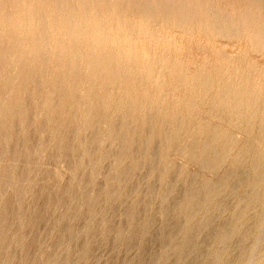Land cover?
Masks as SVG:
<instances>
[{"label": "rangeland", "instance_id": "rangeland-1", "mask_svg": "<svg viewBox=\"0 0 264 264\" xmlns=\"http://www.w3.org/2000/svg\"><path fill=\"white\" fill-rule=\"evenodd\" d=\"M3 1L4 0H0V3H1V5H0V46L2 45V47H1V49H0V56L1 57H3V58H0V66L3 64V67H0V68H2V70L0 69V107L2 106V102H3V108H2V110H5V108L4 107H6L7 109L8 108H10V107H8V106H11L12 107V105H14V106H17L18 108L19 107H21V105H19V104H21L20 102L22 101L23 103V108L24 109H28L27 110V114H28V112L30 113V115L28 116L27 115V122H29V121H31V122H36V124H32V123H29L28 125H27V122H26V124H25V127L26 126H28V127H26L27 129H29L27 132H26V134H24V135H22L21 137H20V135H21V128H20V134H18V135H13V137L12 138H10V140L9 141H7L8 143L6 144V146H5V149H6V152L7 153H12V152H14V151H18V152H22L23 151V145H24V141L22 140V139H24V137H26L27 136V138H29L30 140H29V142H30V151H32V152H30V154L35 158V165H34V167L32 168V170H31V172H30V174H29V176H30V181H29V186H28V188L29 189H26L25 190V192H26V194H24V196L22 197V199H21V202H20V206H21V210H20V213H23L25 216H26V218L28 217V219L29 218H31L32 217V214H33V211L35 210V206H37V207H41V206H43L44 205V203H45V192H44V189H42L43 188V185H45V187L48 185V184H50V185H52V180H51V176H52V174L54 173V171H58V167H56L57 165L55 164V166H54V159H55V157L59 154V151H58V145L56 144V143H58L59 142V140H60V145H61V148L62 149H64L63 147L65 146V148L67 149V144H68V150L70 151H68L67 150V155L66 156H68L67 158L65 157V162H64V165H65V167H66V171L64 172V177H63V180H64V182H65V185H68V187L69 188H74V189H78L79 188V182H80V180L81 179H87L89 182V188H88V195H90V196H93V195H95L98 191H102V189L104 190V189H107V187H108V181H107V172H109L110 171V168H112V166L113 165H115V163H114V161H113V156H112V151L114 150V151H116L118 148L116 147L117 145L115 144V145H113V142H111V140L109 139V136H108V134H106L108 131H109V129L111 128V127H117V128H124V126H125V128H131V129H133L134 130V132H136L137 134H140V136L138 135H136V133H134L133 132V135H132V140L131 141H129V143H131V145L133 146V145H136V144H139V145H136L137 146V148H136V146H134V147H132L131 146V149H132V152H134V157H136V159L132 156V154H131V156L130 157H128V159H124V161H123V163H122V165H124V166H129L130 165V163L131 162H134V160L136 161L137 160V162H139V163H136V162H134L135 163V169H134V174H133V176L131 177L132 179H129L128 181H126L125 182V185L126 186H124L123 188H122V193H124L125 191H127V189H128V191L127 192H125V194H123L124 195V197H123V200H122V202L121 203H119V206H120V208H123V209H120L119 207H118V205H117V209H116V211L112 214V216H111V222H112V224L113 225H115V226H113L115 229L116 228H119V229H122L123 228V230H121V232H122V235H123V238L122 239H116L115 238V236L114 235H110L108 238H102V237H100L102 240H103V242H102V240H99L100 238H98L97 239V242L95 243V244H93L92 245V252H91V256L87 259V261H84L83 259H79L77 256H78V248H79V246H80V243H81V241L84 239V238H74L73 239V237H72V239L70 238V241H71V243H70V245H72V251L73 252H71L70 254H71V256H69V264H151L152 262H154V263H152V264H157V261H158V258H160V255H158V254H160V246H159V242H157V234H158V232H159V228H160V226H161V224H162V222L161 221H163V219L162 218H164L163 217V215H162V213L160 212L161 211V208H162V205H164V204H166L167 202H168V200L167 199H169V202H170V204H171V201H174V202H172V206H173V204L174 203H177L178 201H180L182 198H183V196H184V192H185V185H183V184H185L186 183V181L188 180V178H190L191 176H196V177H198L199 178V180H200V183H202V181H204V180H211V181H214V180H216V176L214 175L213 176V173H211V172H208V171H203V172H200L201 171V169L196 165V163H193L192 162V164H190V161H188L186 158H184V157H182V156H180L179 154H177V151H176V147H177V145L179 144V143H182L181 141H178L179 143L177 144V141H175V143H173V149H175V151L173 150V151H171V152H169V153H167L168 155L167 156H165L164 154H165V152H164V148L166 147L165 145H164V138H162V136L160 135V131H156V130H158V128L161 130V128H163V131L165 132V130H166V132H169V125H170V128L172 127V122H173V120H172V118H171V116L170 115H168V116H170V117H168L167 115H165L167 112H168V110L174 105V104H176L177 103V100H176V98H175V96H168L166 93H163V94H161L160 95V97L157 99V98H155V96L152 94V93H148L147 95H145L144 94V92H143V90H142V88H141V86L139 85V84H137V83H135V82H132V81H129V80H125V79H121L118 75H116V74H113V83H112V86H111V82H110V80L112 79L111 78V76L110 75H107V76H105L104 78H103V80L101 81V80H95L94 78H93V76H94V73L92 72V70L91 69H87L86 67H85V65L82 63V62H80L79 61V59H77V60H75V61H79V63L80 64H77L78 62H75L73 59H72V57L64 50V48H62V47H60V40L58 39V37H57V35H56V33H57V31H58V25L55 23V22H52V23H55V24H51V27H49V25H48V23L46 22V19L44 18V19H42L43 17H44V15H43V13L41 14V12H39V10L36 8V7H34L35 5H37V4H40V3H47L46 2V0L44 1V0H35V3H33V1L34 0H6V1H4V4L7 2V5H10V7L7 9V10H5V8L4 7H2V5L4 6V4H3ZM15 2V4H17V5H15L14 4V2ZM18 1V2H17ZM72 1H74V0H72ZM239 1V3L240 4H238L237 2ZM238 1H235V0H217V2H219V3H222V4H224V5H227L228 3H229V5H231V6H234V8L235 7H239V6H243V4L245 3V2H247V1H243V0H238ZM240 1H242V3L240 2ZM52 2V1H51ZM226 2V3H225ZM249 2V4L248 3H246L245 5H252L253 3L251 2V0H249L248 1ZM10 3V4H9ZM19 3H20V5H19ZM66 3H68V4H76L75 2H66ZM232 3V4H231ZM252 3V4H251ZM13 4V5H12ZM238 4V5H237ZM237 5V6H236ZM4 8V9H3ZM256 11H258V9L256 8L255 9ZM33 13V14H32ZM41 15V16H40ZM35 16H38V17H35ZM42 17V18H41ZM5 18V19H4ZM21 18H23V19H21ZM28 18V19H27ZM2 19H3V21H6V22H4L3 23V21H2ZM21 19V20H20ZM39 19V20H38ZM45 22V23H43V25L40 23V21H42V20ZM22 20H24V21H22ZM54 21V20H53ZM38 24V25H37ZM25 26V27H24ZM57 26V27H56ZM40 27L41 28V32L43 31V33H41L40 31H39V29L38 28ZM43 27H45V28H43ZM34 29V30H33ZM27 31V32H26ZM15 32V33H14ZM32 33L34 34V35H32ZM43 34V35H42ZM23 35V36H22ZM39 35H41V36H43V39H42V37H40ZM6 36V37H5ZM38 38V40H36V37ZM10 37V38H9ZM21 37H23V38H21ZM31 37V38H30ZM33 37H35L34 39H33ZM42 39V41L40 40V39ZM44 38H46V42H45V39ZM33 39V40H32ZM8 40V41H7ZM34 40L35 41H39V43H34ZM41 41V42H40ZM49 41H52V42H49ZM3 42H4V44H3ZM25 42V43H24ZM46 44H45V43ZM7 43L8 44H10V46L9 45H7ZM40 43H42L43 45H44V47H41V46H43L42 44H40ZM14 44V45H13ZM32 44H35V45H32ZM36 44H37V46H36ZM7 45V46H6ZM14 46L13 47V49L11 50L10 48H12V46ZM40 45V46H39ZM45 45H46V47H45ZM50 45V46H49ZM57 45H59V46H57ZM3 46H5V48L3 47ZM20 46V47H19ZM25 46V47H24ZM32 46V47H31ZM36 48H35V47ZM48 46V47H47ZM6 47H9V49H7ZM17 47V48H16ZM41 47V48H40ZM50 47H51V49H50ZM224 47H225V49H227L229 52H231V50L235 47L234 45H228L227 43H225V45H224ZM4 48V49H3ZM25 48V49H24ZM27 48V49H26ZM38 48V49H37ZM47 48V49H46ZM54 48H56V49H54ZM58 48H60V49H58ZM3 49V51H1ZM18 49H21V50H18ZM33 49V50H32ZM44 49V50H43ZM46 49V50H45ZM50 49V50H49ZM5 50H11V51H13L12 53L10 52H8L7 51V53L6 54H4V52H6ZM26 50V51H25ZM29 50V51H28ZM30 50H31V52H30ZM49 50V51H48ZM57 50H59V51H57ZM19 51V52H18ZM22 51V52H21ZM37 53H36V52ZM45 51V53H42V52H44ZM56 51V52H55ZM2 52V53H1ZM15 52H17L16 54H18L19 55V58H17V56H16V54H15ZM21 52V53H20ZM29 52V53H28ZM34 52L36 53L35 55H33L34 54ZM59 52H60V55H59ZM63 52H65V53H63ZM9 53V54H8ZM20 53V54H19ZM22 53H24V54H22ZM40 53H41V56L40 57H42L43 59H44V57H45V59L48 57V55H49V57L51 58V59H39L38 58V55H40ZM48 53V54H47ZM49 53H52V54H49ZM55 53V54H54ZM2 54V55H1ZM22 54V55H21ZM44 54V55H43ZM5 55H8V56H5ZM20 55H21V57L24 55V59H22V61L24 62H22L21 61V58H20ZM26 55H28L27 57H26ZM51 55H52V57H51ZM65 55V56H64ZM69 55V56H68ZM30 56L32 57V58H30ZM44 56V57H43ZM47 56V57H46ZM12 57V58H11ZM16 57V58H15ZM68 57V58H67ZM252 57H253V59H255V60H257V66L258 65H264V59H260L255 53H252ZM5 58H7V59H5ZM33 58H36V59H33ZM70 58L72 59V60H70ZM189 58H190V60L192 61V63L193 64H196V65H202V64H205V61H206V57L204 56V54H203V52H202V50H201V48L199 47V46H197V45H193V47H192V49H191V53L189 54ZM13 59V60H12ZM16 59H17V61H18V63L20 62V64H18V65H20V66H22V67H26L25 69L26 70H24V68H23V70L25 71V72H23V70H21L20 72L18 71L21 67L20 66H17V61H16ZM20 59V60H19ZM27 59H28V61H30V63H28V61H27ZM29 59H32V60H29ZM61 59V60H60ZM65 59H69V62H68V60L65 62L64 60ZM11 60V61H10ZM38 60H40L39 61V63L41 64L42 62H44L43 64L44 65H47V67L46 66H43V64H39L38 63ZM42 60V61H41ZM51 60V61H50ZM55 60H57V62L55 63ZM2 61V62H1ZM4 61V62H3ZM32 61V62H31ZM14 62H16V63H14ZM26 62V63H25ZM36 62V63H35ZM48 62H50V63H48ZM51 62H53V63H51ZM61 62V63H60ZM5 63V64H4ZM54 63H55V65H54ZM64 63H67L66 64V66L69 64V66L68 67H71V68H69L68 69V67H64ZM72 63H74V65L72 66ZM13 64H15L16 65V67H18L16 70H15V65H13ZM22 64H30V66L32 67V68H29L30 66H26V65H22ZM33 64V65H32ZM35 64H36V66L37 65H39V66H35ZM58 64H59V66H58ZM75 64H77L76 66H75ZM48 65H50V67H48ZM35 67V68H34ZM58 67H60V68H58ZM65 68V70H64V68ZM74 69H73V68ZM77 67V68H76ZM83 67V68H82ZM37 68H39L40 70H42V71H40L39 70V72H38V69ZM42 68V69H41ZM44 68H49L51 71H49V69L48 70H45ZM55 68H57V70H55ZM8 69V70H7ZM22 69V68H21ZM30 69V71H29V73H30V75H28L27 73V71ZM34 69H35V71H34ZM62 69V70H61ZM68 69V71H66ZM70 69L72 70L71 72H70ZM78 69H81V70H79L78 71ZM15 70V71H14ZM45 70V71H44ZM53 70H55L54 72L55 73H58L57 75H58V77H60V78H58V80H59V83H58V81L57 82H55L54 80H57L55 77H57V75L56 76H54V78H52V75H54L55 73H53L52 71ZM64 70V71H63ZM73 70H74V72H73ZM89 70H91V73L89 72ZM193 71H195L196 69L194 68V69H192ZM202 70H206V71H212V69H208L207 67H205V69H202ZM44 71V72H43ZM52 74H49V72ZM60 71H62L61 73H63V75L65 74V71H66V73L67 74H69L68 76H70L71 75V77H69V78H66L65 76H67V74H65L64 76L63 75H61V73H60ZM31 72H32V75H31ZM35 72V73H34ZM48 72V73H47ZM69 72V73H68ZM75 72H77V73H75ZM19 73V74H18ZM20 73H21V75H22V73H25V75L27 74L29 77L30 76H32V77H30V78H32V79H30L29 77H23V76H21L22 78H19V76H20ZM37 73V75H33V74H36ZM40 73H44V74H41L40 75ZM80 73V74H79ZM9 74V75H8ZM12 74V75H11ZM18 74V75H17ZM47 74H49L50 76H51V78H49L50 76L49 75H47ZM74 74L78 77V78H76L75 76H74ZM24 75V76H25ZM43 75V76H42ZM3 76V77H2ZM7 76V77H6ZM46 76V77H45ZM72 76H74L75 77V79L74 80H72V79H70V78H74V77H72ZM80 76V77H79ZM19 79H18V78ZM34 77V78H33ZM42 77V78H41ZM50 79V81L51 80H53V81H51L52 82V86H53V88L51 87V82H49V80H48V83H47V81H46V85H45V82H44V80L42 81L41 79H45V80H47L48 78ZM63 77V78H62ZM64 77L66 78V79H64ZM88 77V78H87ZM89 77H90V80L91 79H93V85L95 86V88L94 89H92L94 86L92 85V86H88V85H90L89 83H88V81L87 80H89ZM17 78V79H16ZM38 78H40V79H38ZM86 78V79H85ZM110 79V80H106V79ZM15 79V80H14ZM22 79H24L23 81H22ZM25 79H27L26 81H25ZM31 80V82H32V84H34V82H33V80H37L38 81V83H37V81L35 82V84L33 85L35 88H33V86L32 85H29L28 86V84L30 83L31 84V82H30V80ZM63 79V80H62ZM13 80V81H12ZM20 80V81H19ZM89 80V81H90ZM106 80V81H105ZM17 81H19L20 82V85H19V82H17ZM22 81V82H21ZM41 81H42V83H41ZM63 81V83H65L66 81V83L68 84V86H70L71 87V83H74L73 85H76V87H75V89H73V91H71L70 90V87H68L67 89L69 90L68 92L70 93H76V96H75V94H73L72 96H71V101L73 100H75V102H73V103H75V106H73L74 104H72L71 102L69 103L71 106H72V108H73V110H70L71 109V106H70V108H68V109H66L67 108V106L69 105V104H67V106L66 107H63V106H61V107H63V109L65 108V110L66 111H64L63 109H61L60 107H57V106H59V105H56L57 104V102L55 103V99H53L55 96L57 97L56 99L57 100H59L58 99V93L60 92V90H61V92H63V91H65L66 93H68L67 92V90H64V89H66V88H64L65 86H67V84L66 85H64L63 83H61V82ZM73 81H80L79 82V85H80V87H77V86H79L76 82H73ZM101 81V82H100ZM104 81V85L103 84H101L102 82ZM2 82V83H1ZM4 82V83H3ZM17 82V83H16ZM29 82V83H28ZM44 82V83H43ZM123 82V83H122ZM7 83H10L9 85H7ZM12 83V84H11ZM14 83H16L17 85H15ZM55 83H58V84H56V85H54ZM76 83V84H75ZM108 85H107V84ZM1 84H3V86L1 85ZM27 84V85H26ZM36 84H38L39 86H42L43 84L45 85L44 87H37V85ZM40 84H42V85H40ZM9 86V87H7V86ZM12 85V86H11ZM36 85V86H35ZM62 85V86H61ZM64 85V86H63ZM101 85H103L102 87H101ZM2 86V87H1ZM20 86H23V87H19ZM31 86V87H30ZM46 86H49V88L48 87H46ZM106 86V87H105ZM110 86V87H109ZM3 87H5L4 88V92L2 91V89H3ZM51 87V88H50ZM97 87V88H96ZM2 88V89H1ZM6 88H8L6 91H5V89ZM25 91H27V93H31L32 95H38L39 94V98L40 99H38L36 96L35 97H28V96H26L25 97V94L26 95H28L27 93H25V92H23V90ZM40 88V89H39ZM86 88V89H85ZM89 88H91L92 90H96L95 92L93 91L92 93H94V95L93 96H90L89 95V91H92L91 89L88 91V89ZM103 88H107L106 90H104ZM12 89H13V92H10V91H12ZM15 89V90H14ZM21 89V90H20ZM39 89V90H38ZM51 89H52V91L54 92V90L56 89L57 91H55V93H53L52 94V91H51ZM63 89V90H62ZM71 89H72V87H71ZM78 90V91H76L75 92V90ZM98 90V91H97ZM109 90V91H108ZM88 91V93L86 94V92ZM10 92V93H9ZM19 92V93H18ZM56 92H57V95H54V94H56ZM61 92H60V96H61ZM65 92H63V95H62V97H63V99H68V97H70V95L71 94H69V96L68 95H66L65 94ZM77 92H78V94H77ZM105 92V93H104ZM108 94H107V93ZM9 93V94H8ZM42 93V94H41ZM91 93V92H90ZM98 93H99V95H98ZM2 94H4V95H2ZM5 94H6V96L8 97H6L5 96ZM8 94V95H7ZM16 94V95H15ZM22 94V96H20ZM46 94V95H45ZM85 94V95H84ZM102 94H104V95H102ZM23 95H24V97H23ZM45 95V96H44ZM47 95H48V97H47ZM54 95V96H53ZM88 95V99L86 98V96ZM92 95V94H91ZM101 95V97L99 98V97H96V99L95 98H93V97H95V96H100ZM126 96V95H128V97L129 96H132V97H134L133 99H132V97H123V96ZM164 95V96H163ZM10 96H12V97H10ZM19 96V97H18ZM29 96H31V95H29ZM44 96V97H43ZM64 96H68V97H64ZM75 96V97H74ZM139 96V97H138ZM2 97H3V99H5L6 100V98H7V100L4 102V100L2 99ZM77 97H78V99H77ZM84 97V98H83ZM103 97H105V98H103ZM123 97V98H122ZM147 97V98H146ZM21 98V100H19ZM24 98H30V99H26L30 104H31V102L34 100V98H35V100L34 101H36L35 103H33V104H28V102L27 101H25V99ZM60 98V97H59ZM74 98V99H73ZM76 98V99H75ZM92 98H93V100H94V103L92 102ZM98 98V99H97ZM103 98V99H102ZM126 98H128V99H126ZM8 99H10V100H8ZM13 99V100H12ZM16 99H18V100H16ZM23 99V100H22ZM33 99V100H32ZM46 99H47V101H46ZM49 99L50 100H55L54 102H51V107L53 106V108L54 109H52L51 107V109H47L46 107H45V104H46V102H48L49 101ZM63 99H60L59 101L61 102V101H64ZM109 99V100H108ZM120 99V100H119ZM124 99V100H123ZM147 99V100H146ZM69 100V99H68ZM77 100V101H76ZM83 100V101H82ZM91 100V101H90ZM102 100V104L100 103V106L98 107V105H99V103L98 104H96V102H100ZM103 100L105 101V102H107V103H105V102H103ZM107 100V101H106ZM123 100V101H122ZM129 100H130V103H129ZM138 101V102H134V101ZM10 103V104H12V105H10L8 102ZM17 101V102H16ZM20 101V102H19ZM37 101L38 102H42V101H44V103H41L40 102V104H38L37 103ZM86 101V102H85ZM131 101H132V105H130L131 104ZM25 102H27L26 104H25ZM58 102L60 105L61 104H63V102ZM66 102H69V101H64V103H66ZM79 102V103H78ZM128 104H127V103ZM146 102V103H145ZM159 102V103H158ZM17 103V104H16ZM86 103H87V105L88 106H86ZM90 105H89V104ZM91 103H92V105H91ZM123 103H125L126 105H124L123 106ZM137 103V104H136ZM16 104V105H15ZM36 104H38V106L40 107V105L41 104H44V106H42L41 105V107H40V109L39 108H37V109H34V111H29V110H31V108L33 107V108H35V106H37ZM93 104H95V105H97V107L98 108H100L101 106H104L103 107V109H101V111H100V109L98 110V108L97 107H95V105L93 106ZM107 104V105H106ZM110 104L113 106L112 108L110 107ZM140 104H142V105H140ZM144 104H147V105H144ZM160 104H161V106H160ZM56 105V106H55ZM85 105V107L87 108V109H84L85 107H83ZM109 105V106H108ZM121 105V107H119V106ZM127 105H128V107H127ZM129 105H130V108H129ZM135 105L137 106H139V108H138V106L137 107H135ZM153 105H155V106H157V107H160V110H161V107L163 108V111L162 112H160V110L158 109H156V107H153ZM208 105L212 108V112H211V108L210 107H208ZM207 105V107L205 108V111H207V109L208 108H210L209 110V112H211L210 114H208V112H207V115H210L211 117H209V116H207L206 114L203 116H201V121H202V123L203 124H207V123H214V124H220L219 126L221 127V128H223L225 125H228L227 126V128H232V127H234L235 129H227L229 132H232L233 133V135H235L236 137H235V140H236V142H237V144H238V146L239 147H241V146H245V148H246V146H247V149H245L244 148V150H246V151H243V158H244V160L242 159V161L243 162H241L240 164L241 165H239V166H241V167H239L238 166V168H237V172H238V174L239 175H241L242 177L243 176H246V180L244 179L245 177H243V181L239 184V185H237L236 184V173L235 174H233V173H231V175L227 178V180H226V186L224 187V191L222 190L220 193H222V194H224V198H223V195L222 194H220V195H222L220 198H218V196L219 195H217L216 196V199H215V197L213 198V199H215L214 201L212 200L211 202H208V203H206V205H204L203 206V209H201L200 211H199V213H198V215H196V218H195V220H199V219H201V217L203 216L204 217V210L206 209V207H208V206H211V207H213L212 205L214 204V203H212V202H223V201H225V202H223L224 203V207L221 209V210H224L223 212H221V210L219 211V213L216 215L217 217H216V221H220V222H224V221H229V222H231V221H233V219H234V217H235V215H236V211L234 212V210H236V206L235 205H233V204H238V202H239V199H237V198H239L241 195H243V192H244V190L246 189V186H242V185H244V183H245V185H247V183H249V182H251L252 180L251 179H253V177L255 176V174L257 173V171H260V169H263L264 168V149H262V148H264V147H260L261 145H264L263 143H264V123H262L261 121H263L264 120V115H262V113H264L263 111H262V109L264 108V104H262V105H258V107H257V109H255L254 111H258V112H255L256 114H254V111L252 112V114H254L255 115V117H254V115H252V117H254V118H248L247 119V116H251V113L249 114L248 113V115H245V117L244 116H238L237 115V113H236V115H234V116H237V117H239L238 119L242 122V124H243V126H247V124L249 123V121H250V127L249 126H247V127H244V128H247L248 130H247V133H249V131H251V130H253L250 134H247L246 132H245V136L243 135V138H241V139H237V131L236 132H234L238 127H241V126H239L240 124H241V122L240 121H238V119H236L237 117H234L232 114H234V113H232L231 112V110H229L228 111V109H230V107L227 105V104H222L223 106H222V108L224 107V106H227V107H229V108H227V109H224V108H226V107H224L223 109H222V111L220 110L221 109V105L219 106L220 107V109L216 106V105H212V103H209ZM91 106V108L90 109H92V108H94L93 110H98V111H100L101 112V114H99V113H96V112H94V111H92V110H89V107ZM117 106V107H116ZM134 106V107H133ZM152 107V109H150V107ZM167 106H169V107H167ZM216 106V107H215ZM45 108V109H43V108ZM81 107H83V112H84V115H82V117H83V119L82 118H79V117H81L80 115L82 114L81 112H79V111H81L82 109H80ZM107 107H110V110L111 109H113V110H109V108H107ZM127 107V108H126ZM131 107L133 108V109H135V111H136V113H135V111H133V109H131ZM143 107H144V110H146L147 108L150 110H146L147 112H149V113H147V112H145V114H144V112H143V110H141V109H143ZM147 107V108H146ZM213 107H214V109L215 108H217V109H219L218 111L220 112V114H221V112H222V114H223V110H227L226 112L227 113H229V114H225L227 117H228V115H232V117H226V116H224V115H218V116H223L222 118H224V119H222V118H217V116H215V114H218V113H216V111H217V109H215L214 111H213ZM33 108H32V110H33ZM78 108V109H77ZM95 108H97V109H95ZM104 108H105V110H106V112H104L105 110H104ZM114 108H115V110H114ZM117 108H119V110H117ZM124 108H126V109H124ZM129 108V109H128ZM138 108V109H137ZM262 108V109H261ZM60 109V110H59ZM78 110V111H76V113L74 114V112H75V110ZM130 109L132 110L131 112H129L130 111ZM39 110V111H38ZM54 110H57V111H59V113L56 111H54ZM63 110V111H62ZM68 110H69V112L71 111V112H73V113H69L68 112ZM86 112H85V111ZM104 110V111H103ZM127 110V111H126ZM141 110V112L142 113H139V111ZM157 110V111H156ZM164 110H165V112L166 113H164ZM36 111V112H35ZM48 111V112H47ZM91 111V112H90ZM115 111V112H114ZM119 111L122 113V111H125V112H128L127 113V115L125 116V114L126 113H122V116L120 115L121 113H119ZM152 111H155L156 113H155V117L153 116V112ZM217 111V112H218ZM224 111V112H225ZM34 114H36V115H38V113H40V112H43V115H40V117L41 116H43V117H41V119H39L40 121H38L37 119H35L37 116H33V113ZM38 112V113H37ZM60 112H62V114H60ZM89 112V113H88ZM104 113V116L102 115L103 113ZM108 112H110V113H108ZM138 112V113H137ZM162 113V114H160V113ZM50 113H51V115H50ZM56 113H58L59 114V116H57V114ZM67 113V114H66ZM91 113V114H90ZM92 113H94V114H92ZM96 113V114H95ZM114 113H115V115H114ZM164 113V114H163ZM206 113V112H205ZM230 113H232V114H230ZM48 114V115H47ZM65 114V116H62L61 117V115H64ZM68 114H70V115H68ZM90 114V115H89ZM130 114V115H129ZM135 114H137L136 116H135ZM139 114H141V115H139ZM147 114H150L151 116H153L154 118H152L153 119V121H152V119H149L150 118V115H147ZM160 114V115H159ZM212 114V115H211ZM75 115V117L74 118H72V116H74ZM95 115V116H94ZM97 115V116H96ZM111 116V117H108V116ZM146 115H147V117H146ZM49 116H50V118H49ZM54 116H56V117H54ZM70 118H69V117ZM79 116V117H78ZM85 116H86V118H85ZM87 116H89V117H87ZM99 118V121L98 122H104L105 124H99V123H97V125L95 126V124H94V128H96V131L94 132V131H92L91 130V128H89L90 126H87L88 124H87V121H88V119H91V118ZM103 116V117H102ZM107 116V118H105ZM114 116V117H113ZM116 116H120V117H116ZM127 116H129V117H127ZM132 116V117H131ZM140 116H142V118L141 119H139V117ZM161 117L160 118V120L159 119H157V117ZM168 117V118H165V117ZM207 116V118H205ZM12 118V120H14V121H12V123H13V125L15 126V127H20V125L18 126V124H15V121H16V123L17 122H19L20 123V120H19V118H18V116L16 115L15 117L14 116H11ZM67 117V118H66ZM100 117H102L103 118V120H101L102 118H100ZM125 117V118H124ZM214 117V118H213ZM234 117V118H233ZM64 118H66V121H64L65 119ZM110 118H112V119H110ZM116 118H118V123L119 124H117V123H115L116 121H113L114 119H116ZM128 118H130V119H128ZM133 118V119H132ZM138 118V119H137ZM147 118V119H146ZM202 118H203V120H202ZM208 118H211V121H212V118H213V120H216L217 122H208L207 120H206V122L204 121L205 119H208ZM16 119V120H15ZM29 119V120H28ZM31 119V120H30ZM32 119H34L33 121H32ZM43 119V120H42ZM60 119V120H59ZM62 119V120H61ZM64 119V120H63ZM68 119V120H67ZM80 119V120H79ZM84 119H86V120H84ZM105 119H106V122H105ZM108 119V120H107ZM131 119H132V121H131ZM145 119V120H144ZM166 119V120H165ZM169 119H171L170 120V122L169 123H167L168 122V120ZM219 119H221V120H219V121H221V122H219L218 120ZM229 119H231V122H227L226 123V121H228ZM234 119V120H233ZM37 120V121H36ZM52 120H54V121H52ZM83 120V121H82ZM129 120V121H128ZM135 120V121H134ZM140 120V121H139ZM146 120H148V121H146ZM155 120V121H154ZM162 120V121H161ZM164 120V121H163ZM223 120V121H222ZM226 120V121H225ZM57 121H59V122H63L64 121V123L62 124H60L59 122H57ZM69 121V122H68ZM114 123H113V122ZM210 121V120H209ZM224 121H225V123H224ZM237 121H238V124H237ZM243 121H244V123H243ZM253 121V122H252ZM85 122V123H84ZM129 122V123H128ZM149 122H151V124H153V125H149L148 123ZM157 122V124H155V123ZM161 122V123H160ZM166 122V123H165ZM235 122H236V124H235ZM261 122V123H260ZM46 123V124H45ZM57 123V124H56ZM108 123V124H107ZM124 123H126L125 125H123ZM231 123V124H230ZM252 123H254L253 125L254 126H252ZM38 124V125H37ZM42 124V125H41ZM59 124H60V126H59ZM66 124V125H65ZM86 124V125H85ZM138 124H140L139 126H138ZM146 124V125H145ZM147 124H148V126H147ZM160 124H161V126H160ZM169 124V125H168ZM202 124V125H203ZM223 124H225V125H223ZM248 124V125H249ZM36 125H37V127H36ZM58 125V126H57ZM73 125V126H72ZM108 125V126H107ZM114 125H117V126H114ZM119 125H122V126H119ZM133 125H134V127H133ZM141 125H142V127H141ZM165 125V126H164ZM222 125H223V127H222ZM32 126H34V128L32 127ZM42 127V129H41V127ZM49 126V127H48ZM52 126V127H51ZM64 126H67L66 128H67V130H65L66 128H64V132L63 131H61L62 129H63V127ZM70 126V127H69ZM79 126H81V127H79ZM100 126H101V128H100ZM150 126V128L152 129H150V131L148 130V132H151L150 134H148V132L146 133V129H148V127ZM168 126V127H167ZM230 126V127H229ZM252 126V127H251ZM262 126V128H263V130H260V128L258 129V127H261ZM47 127V128H46ZM56 127L58 128L59 127V132L57 133V129H56ZM77 127V128H76ZM140 127H141V129H140ZM145 127V128H144ZM157 127V128H156ZM226 127V126H225ZM44 128V129H43ZM137 128H139V129H136ZM166 128H168V129H166ZM36 129V130H35ZM39 131H38V130ZM47 129H49V130H47ZM52 129V130H51ZM54 129H56V130H54ZM71 129H72V131H71ZM75 129H77V130H75ZM79 129V130H78ZM86 129V130H85ZM99 129V130H98ZM224 130H226V128H223ZM31 130V131H30ZM98 130V131H97ZM105 130H107L106 132H105ZM128 130V129H127ZM136 130V131H135ZM142 130V131H141ZM144 130V131H143ZM230 130H234V131H230ZM41 131H43V132H41ZM54 131V133H52ZM68 131L69 132H71V134L70 133H68ZM79 131V132H78ZM86 131V132H85ZM92 132V133H88V132ZM260 131V133H261V135H258L259 132ZM31 132V133H30ZM47 132V133H46ZM94 132V133H93ZM139 132V133H138ZM141 132H142V134H141ZM156 132H157V134H156ZM28 133H30V134H28ZM39 133V134H38ZM62 133V134H61ZM67 133V135H64V134H66ZM77 133H79V142H77ZM97 133V134H96ZM103 133H105V134H103ZM145 133V134H144ZM152 133H154L153 134V136H152ZM159 133V134H158ZM41 134V135H40ZM56 134H58V135H56ZM73 134V135H72ZM76 136H75V135ZM91 134V135H90ZM149 135V136H151L152 137V140H154V141H152L151 142V147H148L147 148V144L149 145V143H148V140L147 139H145L146 137V135ZM53 135V136H52ZM55 135V136H54ZM72 135V136H71ZM95 135V136H94ZM99 135V136H98ZM101 135H102V137H104L103 138V140H102V138H101ZM104 135V136H103ZM246 135H248V137L246 136ZM19 136V137H18ZM39 136H42V138L41 137H39ZM51 136V137H50ZM63 136H64V138H63ZM68 136V137H67ZM86 136V137H85ZM89 136V137H88ZM98 136V137H97ZM107 136V137H106ZM134 136H136V137H134ZM259 136V137H258ZM54 137V138H53ZM58 137V138H57ZM71 137H75V139H71ZM97 137V138H96ZM244 137H246V138H244ZM251 137V138H250ZM263 137V138H262ZM17 138V139H16ZM20 138V139H19ZM22 138V139H21ZM42 139L41 140V142L40 141H38V140H40V139ZM56 138V139H55ZM84 138V139H83ZM91 138H93L92 140H94V144L95 145H97L96 143H98V145L100 146V150L97 148V150H98V152L95 150V149H91V155H95L96 153H100V152H104V153H106V155H108L107 157H105V158H103V159H101V161L99 160V162H98V166H99V168H98V170H97V172H95V173H93V175H92V173L89 171V166H88V162H87V159L85 158L84 160H83V163H84V167H80L79 168V166H80V161H81V159L84 157V156H82V153H83V155H84V153H85V150L84 149H87L89 146H91L89 143H90V141H91ZM95 138V139H94ZM153 138H155V139H153ZM253 138V139H252ZM257 138V140H262L263 141V143L262 142H258L257 140H255ZM259 138V139H258ZM262 138V139H261ZM36 139V140H35ZM38 139V140H37ZM55 139V140H54ZM63 139V140H62ZM99 139V140H98ZM139 139H142L143 141H145L144 143H141V141L139 140ZM163 140L162 142H161V140ZM184 139H186V138H184ZM183 139V140H184ZM248 139H250V141H251V143L253 144V142L256 144H254L253 145V147H251L250 148V145L252 146V144L250 143V141L248 140ZM252 139V140H251ZM21 140H22V143H21ZM86 140L87 141H89V143L88 142H86ZM97 140V141H96ZM136 140V141H135ZM139 140V141H138ZM156 140V141H155ZM240 140V141H239ZM246 141V142H244V141ZM259 140V141H260ZM11 141V142H10ZM31 141H33V142H31ZM57 141V142H56ZM65 143H63V142ZM68 141V142H67ZM75 141V142H74ZM85 141V142H84ZM102 141H104V142H102ZM134 141V142H133ZM160 141V142H159ZM15 142H16V144H15ZM17 142H19V143H17ZM38 142V143H37ZM43 142H44V144H43ZM140 142V143H139ZM156 143L155 144V146L157 145H159L158 144V142L159 143H161V144H163V145H160V146H158V147H161V152L163 153V155L161 154V152H149L150 150H149V148L151 149V151H152V149L153 148H155V149H157L158 147L156 146V147H154V143ZM240 142V143H239ZM249 142V143H248ZM258 142V143H257ZM11 143V144H10ZM37 143V144H36ZM87 143V144H86ZM132 143H135V144H132ZM248 143V144H247ZM260 143V144H259ZM40 144H42V145H40ZM56 144V145H55ZM71 144V145H70ZM79 144V145H78ZM81 144H83V145H85L86 147H83V148H81ZM89 144V145H88ZM146 146L145 148H144V146ZM240 144V145H239ZM97 145V146H98ZM260 145V146H259ZM81 148H79V147ZM110 146V147H109ZM153 146V147H152ZM165 146V147H164ZM257 148H256V147ZM42 147V148H41ZM52 147V148H51ZM55 148V150H54V148ZM107 147V148H106ZM163 147V148H162ZM175 147V148H174ZM249 147V148H248ZM259 147H260V149H259ZM57 148V149H56ZM77 148H79V149H77ZM135 148V151H133V149ZM9 149V150H8ZM11 149L13 150V151H11ZM14 149H17V150H14ZM50 149V150H49ZM108 149H111V150H108ZM116 149V150H115ZM146 149V150H145ZM159 149L160 148H158L157 150H155V151H159ZM163 149V150H162ZM248 149H250L249 151H248ZM255 149V150H254ZM257 149V150H256ZM74 150V151H73ZM76 150H78V151H76ZM84 150V151H83ZM136 150L138 151L137 153H136ZM154 150V149H153ZM253 150V151H252ZM260 150L261 151H263V153L261 154V155H263L262 157H261V155H260ZM53 151V152H52ZM81 151H82V153H81ZM139 151H143V153L142 152H139ZM247 151H248V153L249 154H247ZM254 151H258V152H256L257 153V155H255L254 153ZM36 152V153H35ZM58 152V153H57ZM78 152V153H77ZM35 153V154H34ZM44 153L46 154V155H44ZM56 153V154H55ZM61 153H63V152H61ZM60 153V154H61ZM76 153V154H75ZM135 153L138 155L139 154V156H135ZM140 153H142V154H140ZM149 153H151V154H149ZM152 153H155V156H156V158H155V156L153 157L152 156ZM54 154V155H53ZM66 154V153H65ZM81 154V155H80ZM113 154H114V152H113ZM254 154V155H253ZM50 155H51V157H50ZM151 155V156H150ZM160 155H162V156H164V157H166V158H161V157H159ZM245 155H246V157H245ZM247 155H248V158H247ZM54 156V157H53ZM82 156V157H81ZM142 156V157H141ZM158 156V157H157ZM109 157V158H108ZM131 157H133L134 159H132ZM254 157H260L261 159H258L259 161H260V164H261V167L259 166L258 167V169L256 170H253V168L251 167L252 165V162L254 161V160H256L257 161V158H254ZM37 158H39V160L37 159ZM53 158V159H52ZM75 158H77V159H75ZM138 158L140 159V161H138ZM141 158H143V160L141 159ZM245 158H246V161H245ZM253 158H254V160H253ZM145 159V160H144ZM148 159V160H147ZM158 159H160V160H158ZM249 161H248V160ZM109 160V161H108ZM111 160V161H110ZM125 160H127V163L125 162ZM131 160V161H130ZM146 160H147V162H146ZM230 160V159H229ZM38 161H40V162H38ZM50 161V162H49ZM73 161V162H72ZM77 161H78V163H77ZM85 161V162H84ZM165 161H168L167 162V164L164 166V163H165ZM251 161V162H250ZM227 162V161H226ZM225 162V163H226ZM5 163H6V161H5ZM40 163V164H39ZM43 163V164H42ZM74 163V164H73ZM77 163V164H76ZM87 163V164H86ZM112 163V164H111ZM145 163V164H144ZM146 163H150L149 165L148 164H146ZM151 163H152V166H151ZM161 163H162V165H161ZM244 163V164H243ZM263 163V164H262ZM48 164V165H47ZM53 164V165H52ZM140 164H142V165H140ZM194 164V165H193ZM230 164V165H229ZM45 165H47V167H44ZM76 165H78V167L76 166ZM107 165V166H106ZM195 165H196V167H195ZM249 165H250V167H249ZM5 166H6V164H5ZM49 166H51L50 168H49ZM148 166V167H147ZM155 166V167H154ZM177 166H179V167H177ZM229 166H231V170H232V168H233V165H232V163H231V161H228L226 164H224V167L225 168H227V167H229ZM263 166V167H262ZM54 167V168H53ZM101 167H103V168H101ZM142 167V168H141ZM151 167V168H150ZM154 167V168H153ZM45 168H47V170H45ZM48 168H49V170H48ZM54 170H53V169ZM56 168V169H55ZM141 168V169H140ZM148 168H150V169H152V170H150V169H148ZM198 168V169H197ZM230 168V167H229ZM228 168V169H229ZM251 168V169H250ZM40 169V170H39ZM80 169V170H79ZM148 169V170H147ZM165 169H168V185H171L172 187H174V191L172 192V193H170L171 195H168L169 197L165 200V199H163V201H165V202H163L162 201V199H161V197H160V189H161V184H160V180H161V174L160 173H162V172H164L165 171ZM199 169H200V171H199ZM242 169H243V171H242ZM249 169V170H248ZM18 170H19V167H18ZM43 170H44V172H43ZM50 170H51V172H50ZM79 170V171H78ZM138 170V171H137ZM142 170V171H141ZM163 170V171H162ZM175 170V171H174ZM181 170H182V172H181ZM231 170H229L230 172H231ZM34 171V172H33ZM151 171V172H150ZM250 171H253L252 173H250ZM50 172V173H49ZM53 172V173H52ZM75 172V173H74ZM78 172V173H77ZM104 172V173H103ZM136 172H138V173H136ZM196 172H199L200 173V175H198ZM242 172V173H241ZM36 173V174H35ZM44 173V174H43ZM73 173L75 174V175H73ZM90 173V174H89ZM101 173H103V174H101ZM177 173V174H176ZM183 173V174H182ZM196 173V174H195ZM207 173L208 174H210V175H207ZM241 173V174H240ZM255 173V174H254ZM70 174V175H69ZM87 176H86V175ZM101 174V175H100ZM142 174V175H141ZM212 174V175H211ZM245 174V175H244ZM249 174H252V175H249ZM89 175H92V176H89ZM94 175H95V179H94ZM181 175V176H180ZM233 175V176H232ZM47 176V177H46ZM69 176V177H68ZM252 176V177H251ZM36 177V178H35ZM49 177V178H48ZM78 177V178H77ZM87 177V178H86ZM103 177V178H102ZM150 177V178H149ZM215 177V178H214ZM231 177H233V178H231ZM33 179H34V181H33ZM248 179V180H247ZM98 180V181H97ZM143 180V181H142ZM235 180V181H234ZM32 181V182H31ZM39 181V182H38ZM47 181V182H46ZM74 181V182H73ZM131 181V182H130ZM245 181V182H244ZM175 184H174V183ZM32 183V184H31ZM78 183V184H77ZM111 183V182H110ZM114 185H116L115 183H116V181H114V182H112ZM134 183V184H133ZM229 183V184H228ZM129 184H131V185H129ZM33 185V186H32ZM91 185V186H90ZM106 187H105V186ZM129 185V186H128ZM175 185V186H174ZM183 185V186H182ZM263 185V188L261 187ZM261 186H260V188H259V190H258V199L260 200V198L262 197V192L261 191H263V189H264V183L262 184ZM133 186V188L134 189H132L131 187ZM151 187V188H153L154 189V192H153V194L152 195H149L148 194V190L149 189H147V188H149V187ZM38 187V188H37ZM77 187V188H76ZM93 188V189H91V188ZM99 187V188H98ZM126 187V188H125ZM38 189V191H37V189ZM131 189V190H130ZM228 189V190H227ZM230 189H233V191L232 190H230ZM235 189H238V190H235ZM260 189H262V190H260ZM29 190V191H28ZM43 190V191H42ZM136 191L135 193H134V191ZM8 191V192H7ZM37 191V192H36ZM129 191H130V193H129ZM133 191V192H132ZM177 191H181V192H178V195H177ZM226 191V192H225ZM230 191H232V192H230ZM235 191V192H234ZM139 192V193H138ZM159 192V193H158ZM31 193H32V195H31ZM35 193H38V194H35ZM126 193L129 195H131V193H132V197L131 196H128V195H126ZM135 195H134V194ZM175 193V194H174ZM228 193V194H227ZM11 194V191H10V189H8V190H6L5 192H4V195L5 196H7V195H10ZM93 194V195H92ZM174 194V195H173ZM180 194H181V198H180ZM226 194V195H225ZM235 194V195H234ZM40 196H42V197H40ZM179 196V197H178ZM237 196V197H236ZM30 197H32V198H30ZM129 198V200H128V198ZM135 198V199H134ZM156 198V199H155ZM175 198H176V200H177V202H175ZM44 199V200H43ZM125 199V200H124ZM131 199V200H130ZM170 199H172L171 201H170ZM235 199H237V201L235 200ZM127 200V201H126ZM133 200V201H132ZM160 200V201H159ZM34 201V202H33ZM124 201V202H123ZM146 201V202H145ZM235 201H236V203H235ZM127 204H126V203ZM130 202V203H129ZM135 202V205H136V213H137V215H136V217H135V222L137 221V223H138V225H140L141 223H144V222H146L147 220H151L152 222H153V226L148 230V232L144 235V236H138L134 241H132V242H130V243H128V242H126V240H127V236H128V234H129V229L132 227L133 228V226H130L129 225V222L127 221V217H126V209H128L127 207H129L130 206V204H133ZM145 202V203H144ZM156 202V203H155ZM164 203V204H161V203ZM243 202H246V200L244 201L243 200ZM256 202H258V204L257 203H255L254 202V204L253 203H251L250 204V209H249V215L251 216L252 215V217H253V215L255 216V214H258L259 212H260V210L262 209V207H260V206H262L261 204H260V202L259 201H257L256 200ZM34 203V204H33ZM40 203V204H39ZM147 203V204H146ZM31 204L33 205V206H31ZM104 203H101V205H103ZM212 204V205H211ZM227 204V205H226ZM253 204V205H252ZM128 205V206H127ZM155 205V206H154ZM161 205V206H160ZM153 206V207H152ZM233 206H235V207H233ZM256 206V207H255ZM50 207V208H49ZM56 208H54L53 206H52V204H48V206H47V212H46V214H48L49 216H51L52 214H54V216L53 217H57L58 215V213H61L62 212V208H59V206H55ZM83 208H82V211L84 212L85 211V214L86 215H84V213H83V215H82V217H81V221L82 222H78L77 223V225L75 226V231H80V230H84L85 228V226L87 225V224H92L94 227H96V229L99 231V232H101L102 231V224H101V220L98 218V217H96V218H98V219H93V220H91L90 218H89V216H88V214H87V211H86V206H82ZM211 207H208V208H211ZM57 208H59V209H57ZM171 209H173V210H170L169 211V214H170V216L172 217V220H174V221H178L179 220V222H181L182 223V221H183V219L181 218L182 217V215H181V213H179L178 211V209L174 206V207H170ZM258 208V209H257ZM34 209V210H33ZM122 210H125V211H122ZM149 210V211H148ZM32 212L31 214H30V212ZM148 211V212H147ZM255 211H257V212H255ZM119 212H121L122 214H123V216L121 215V213H119ZM144 214H143V213ZM176 212V213H175ZM255 212V213H254ZM142 213V214H141ZM175 213V214H174ZM117 214H119V215H117ZM173 214V215H172ZM220 214V215H219ZM28 215V216H27ZM177 215V216H176ZM181 215V216H180ZM118 216V217H117ZM143 216V217H142ZM162 216V217H161ZM179 216V217H178ZM218 216H220V218L218 217ZM114 217H115V219H114ZM199 217V218H198ZM122 218H124V219H122ZM181 218V219H180ZM225 218V219H224ZM89 219V220H88ZM114 219V220H113ZM122 219V220H121ZM140 219V220H139ZM48 222L46 223V227L45 226H42L41 227V225L38 227V229L36 228L33 232H31V233H29L30 232V230L29 229H26V232H25V236L29 233V235H28V239H33L32 241L33 242H31L30 243V248H29V256L30 257H32V256H34V255H38V254H40L41 253V251L44 253H47V252H49L50 251V248H52V243L59 237V231H58V229L57 228H55L53 225H52V223H53V219L51 218H48V220H47ZM88 221V222H87ZM93 221H94V223H93ZM96 221H98V222H96ZM122 221V222H121ZM127 221V222H126ZM86 222V223H85ZM81 223V224H80ZM100 223V224H99ZM115 223V224H114ZM122 224V225H121ZM157 224V225H156ZM83 225H84V227H83ZM129 225V226H128ZM262 225H264V219H263V221H262ZM12 226H13V228H12V233H11V235H12V237H14L13 238V241H14V243H11V245H10V247L8 248V251H9V253H8V251H7V257L9 256V258H8V260H10V264H21L20 263V259L22 258V251H21V246H20V244H19V241H16L15 239L16 238H19V236H18V220L17 219H15V220H12ZM47 226H49V227H47ZM122 226V227H121ZM78 227V228H77ZM83 227V228H82ZM97 227H99V228H97ZM40 228V229H39ZM131 228V229H132ZM17 229V230H16ZM51 229V230H50ZM130 229V230H131ZM156 231H155V230ZM77 231V232H78ZM152 232V233H151ZM155 232V233H154ZM51 233V234H50ZM125 235H124V234ZM39 234V235H38ZM156 236H155V235ZM154 236V237H153ZM113 237V238H112ZM154 238H155V240H154ZM76 239V240H75ZM72 240H73V242H72ZM139 240V241H138ZM195 240L196 241H199V238L198 237H196L195 238ZM12 241V242H13ZM48 241V242H47ZM105 241V242H104ZM18 242V243H17ZM153 242V243H152ZM43 243V244H42ZM98 243V244H97ZM35 244V245H34ZM39 245V246H37V245ZM76 244V245H75ZM181 244V245H180ZM180 244H178L177 245V248H181L182 246H183V244H182V242L180 243ZM16 245V246H15ZM130 245V246H129ZM151 245V246H150ZM202 245H204V244H202ZM214 245L215 246H219V244L216 242V244H213V246L212 245H210L211 247H214ZM141 246V247H140ZM157 246V247H156ZM205 246L207 247L208 245L207 244H205ZM12 247V248H11ZM19 247V248H18ZM45 247H46V249H45ZM76 247V248H75ZM146 247V248H145ZM18 248V249H17ZM130 248V249H129ZM44 249V250H43ZM99 249V250H98ZM142 250V251H141ZM139 253H141V254H139ZM64 254H65V251H63L62 252V255L64 256ZM169 254H171V255H169V258L167 259V262H169V263H167V264H170V261L172 262L171 264H173L174 263V260H175V258H176V253H172V251H170V253ZM10 255H11V257H13V258H10ZM32 255V256H31ZM140 255V256H139ZM155 255H156V257H155ZM159 256V257H158ZM73 257H74V259H73ZM148 260H147V259ZM153 258H155L153 261H152V259ZM171 258V259H170ZM150 259H151V261H150ZM173 259V260H172ZM129 260V261H128ZM143 260V261H142ZM160 260V259H159ZM13 261V262H12ZM139 261H141V262H139ZM149 261H150V263H149Z\"/></svg>", "mask_w": 264, "mask_h": 264}, {"label": "bare ground", "instance_id": "bare-ground-1", "mask_svg": "<svg viewBox=\"0 0 264 264\" xmlns=\"http://www.w3.org/2000/svg\"><path fill=\"white\" fill-rule=\"evenodd\" d=\"M4 1H6V0H4ZM4 1H3V4H4ZM20 1V0H19ZM39 1V0H38ZM45 1V0H44ZM52 1V2H51ZM228 1V0H227ZM230 1V0H229ZM233 1V0H232ZM235 1H238V0H235ZM244 2L245 1H247V2H245L244 4H243V6L246 4V3H248L249 4V0H243ZM14 2V1H13ZM16 2V1H15ZM15 2H14V4H15ZM18 2V1H17ZM46 2L47 3H55V4H63V3H66V2H75V3H81V2H86V0H74V1H72V0H46ZM116 2H119V3H137V4H147V3H152V2H160V0H116ZM241 3H242V1H240ZM251 2L253 3H251L252 5H255L256 6V8L258 9V12L260 13V15L261 16H264V0H251ZM33 3H35V0L33 1ZM226 3V2H225ZM238 4H240L239 3V1L237 2ZM7 4V2L4 4V5H6ZM10 4V3H9ZM232 4V3H231ZM237 4V5H238ZM0 5H1V3H0ZM13 5V4H12ZM15 5H17V4H15ZM19 5H20V3H19ZM227 5H229V3L227 4ZM236 5V6H237ZM10 6V5H9ZM242 6V5H241ZM2 7H4L3 5H2ZM234 7V6H233ZM238 7V6H237ZM1 8V7H0ZM5 8V7H4ZM3 8V9H4ZM33 14V13H32ZM42 14V13H41ZM41 16V15H40ZM35 17H38V16H35ZM39 18V17H38ZM42 18V17H41ZM5 19V18H4ZM21 19H23V18H21ZM20 19V20H21ZM28 19V18H27ZM42 19H44V17L42 18ZM41 19V20H42ZM39 20V19H38ZM2 21H3V19H2ZM22 21H24V20H22ZM4 22H6V21H3V23ZM53 22H55V20L53 21ZM1 23V22H0ZM7 23V22H6ZM43 23H45V22H43ZM43 23H41L42 25H43ZM56 23V22H55ZM55 23H52V24H55ZM38 25V24H37ZM25 27V26H24ZM57 27V26H56ZM38 28V27H37ZM43 28H45V27H43ZM39 29V31L41 30V28L39 27L38 28ZM34 30V29H33ZM27 32V31H26ZM41 32V31H40ZM15 33V32H14ZM41 33H43V31L41 32ZM32 35H34L33 33H32ZM43 35V34H42ZM23 36V35H22ZM40 37H42V39H43V36H41V35H39ZM6 37V36H5ZM36 37V36H35ZM35 37H33V39L35 38ZM10 38V37H9ZM21 38H23V37H21ZM31 38V37H30ZM32 39V40H33ZM40 39V38H39ZM42 39H40L41 41H42ZM45 39V42H46V38H44ZM36 40H38V38L36 37ZM8 41V40H7ZM40 41V42H41ZM37 41H35L34 40V43H36ZM44 42V43H45ZM49 42H52V41H49ZM25 43V42H24ZM37 43H39V41L37 42ZM3 44H4V42H3ZM11 44V43H10ZM10 44H8L7 43V45H9L10 46ZM40 44H42V43H40ZM46 44V43H45ZM61 44V43H60ZM6 45V46H7ZM14 45V44H13ZM32 45H35V44H32ZM43 45V44H42ZM12 46V45H11ZM36 46H37V44H36ZM40 46V45H39ZM50 46V45H49ZM57 46H59V45H57ZM1 47H2V45L0 46V49H1ZM4 48H5V46H3ZM13 47L14 46H12V48H10L11 50L13 49ZM20 47V46H19ZM25 47V46H24ZM32 47V46H31ZM35 47V46H34ZM41 47H44V45L43 46H41ZM40 47V48H41ZM45 47H46V45H45ZM48 47V46H47ZM61 47V46H60ZM3 48V49H4ZM7 49H9V47H6ZM17 48V47H16ZM36 48V47H35ZM3 49L1 50V51H3ZM25 49V48H24ZM27 49V48H26ZM38 49V48H37ZM47 49V48H46ZM45 49V50H46ZM50 49H51V47H50ZM49 49V50H50ZM54 49H56V48H54ZM58 49H60V48H58ZM11 50H5L6 52H4V54H6L7 53V51L9 52H13V51H11ZM18 50H21V49H18ZM33 50V49H32ZM44 50V49H43ZM48 50V51H49ZM26 51V50H25ZM29 51V50H28ZM57 51H59V50H57ZM9 52V53H10ZM19 52V51H18ZM22 52V51H21ZM20 52V53H21ZM30 52H31V50H30ZM36 52V51H35ZM34 52V54L33 55H35L36 53ZM56 52V51H55ZM2 53V52H1ZM8 53V54H9ZM17 52H15V54H16ZM19 53V54H20ZM29 53V52H28ZM32 53V52H31ZM42 53H45V51L44 52H42ZM63 53H65V52H63ZM22 54H24V53H22ZM21 54V55H22ZM48 54V53H47ZM49 54H52V53H49ZM55 54V53H54ZM2 55V54H1ZM21 55H20V58H21V61H22V59H24V55L21 57ZM44 55V54H43ZM59 55H60V52H59ZM5 56H8V55H5ZM16 56H17V58H19V55L18 54H16ZM28 55H26V57H27ZM41 56V53H40V55H38V58L39 59H41L42 57H40ZM65 56V55H64ZM69 56V55H68ZM29 57V56H28ZM44 57V56H43ZM47 57V56H46ZM51 57H52V55H51ZM0 58H3V57H1L0 56ZM12 58V57H11ZM16 58V57H15ZM30 58H32L31 56H30ZM48 59H51L50 57H49V55H48V57H47ZM46 58V59H47ZM68 58V57H67ZM5 59H7V58H5ZM33 59H36V58H33ZM43 59V58H42ZM44 59H45V57H44ZM43 59V60H44ZM45 59V60H46ZM13 60V59H12ZM20 60V59H19ZM25 60V59H24ZM29 60H32V59H29ZM61 60V59H60ZM68 60V62H69V59H65L64 61L66 62ZM70 60H72L71 58H70ZM11 61V60H10ZM16 61H17V59H16ZM27 61H28V59H27ZM39 61L40 60H38V63H39ZM42 61V60H41ZM51 61V60H50ZM80 61V60H79ZM79 61H75V62H78L77 64H80L79 63ZM2 62V61H1ZM4 62V61H3ZM23 62V61H22ZM32 62V61H31ZM57 62V60H55V63ZM81 62V61H80ZM14 63H16V62H14ZM24 63V62H23ZM26 63V62H25ZM28 63H30V61H28ZM36 63V62H35ZM44 62H42L41 64H43ZM48 63H50V62H48ZM51 63H53V62H51ZM55 63H54V65H55ZM61 63V62H60ZM5 64V63H4ZM17 66H20L21 64H20V62L18 63V61H17ZM18 64H20V65H18ZM31 64V63H30ZM30 64H27L28 66H30ZM40 64V63H39ZM40 64V65H41ZM66 64L67 63H64V67L66 66ZM77 64H75V66L77 65ZM13 65H15V64H13ZM22 65H26V64H22ZM26 65V66H27ZM33 65V64H32ZM74 65V63H72V66ZM35 66H36V64H35ZM37 66H39V65H37ZM36 66V67H37ZM43 66H46L47 67V65H44L43 64ZM58 66H59V64H58ZM69 66V64L66 66V67H68ZM0 67H3V64L0 66ZM21 68L18 70L19 72L21 71V70H23V68L24 67H22V66H20ZM48 67H50V65H48ZM63 67V68H64ZM4 68V67H3ZM18 67H16V65H15V70L17 69ZM26 68V67H25ZM24 68V70H26ZM29 68H32L31 66L29 67ZM35 68V67H34ZM58 68H60V67H58ZM69 68H71V67H68V69ZM73 68V67H72ZM75 68V67H74ZM73 68V69H74ZM77 68V67H76ZM83 68V67H82ZM1 70H2V68H0ZM38 69V72H39V68H37ZM42 69V68H41ZM45 70H48L47 68H44ZM68 69L66 70V71H68ZM8 70V69H7ZM14 70V71H15ZM23 70V72H25ZM43 70V69H42ZM42 70H40V71H42ZM44 70V71H45ZM55 70H57V68H55ZM55 70H53L52 72L53 73H55L56 71ZM62 70V69H61ZM64 70H65V68H64ZM63 70V71H64ZM79 70H81V69H78V71ZM17 71V70H16ZM29 71H30V69L27 71L28 73V75H30V73H29ZM34 71H35V69H34ZM43 71V72H44ZM49 71H51L50 69H49ZM48 71V72H49ZM55 71V72H54ZM66 71H65V74H67L66 73ZM72 70L70 69V72H71ZM47 72V73H48ZM62 71H60V73H61ZM73 72H74V70H73ZM89 72L91 73V70H89ZM35 73V72H34ZM52 73V74H53ZM69 73V72H68ZM75 73H77V72H75ZM19 74V73H18ZM17 74V75H18ZM25 75V73H22V75H21V73H20V76H19V78H22L21 76H23L24 78L27 76V77H29L28 75ZM41 74H44V73H40V75ZM49 74H51L50 72H49ZM49 74H47V75H49ZM51 74V75H52ZM58 73H55L54 75H52V78H54V76H56ZM64 74V75H65ZM80 74V73H79ZM92 74V73H91ZM9 75V74H8ZM12 75V74H11ZM25 75V76H24ZM31 75H32V72H31ZM34 76L35 75H37V73L36 74H33ZM61 75H63V73H61ZM63 75V76H64ZM69 74H67V76H65L66 78H69V77H71V75L70 76H68ZM38 76V75H37ZM43 76V75H42ZM50 76V75H49ZM74 76L76 77V78H78L75 74H74ZM74 76H72V77H74ZM111 76V75H110ZM112 76H113V74H112ZM111 76V80L110 79H106L107 81L108 80H110V82H111V86H112V83H113V77ZM3 77V76H2ZM7 77V76H6ZM30 77H32V76H30ZM29 77V78H30ZM36 77V76H35ZM46 77V76H45ZM61 77V76H60ZM60 77H58V75H57V77H55L57 80H54L55 82H57L58 81V83H59V80L61 79ZM64 77V79H66ZM75 77L74 78H70V79H72V80H74L75 79ZM80 77V76H79ZM18 78V77H17ZM16 78V79H17ZM18 78V79H19ZM34 78V77H33ZM37 78V77H36ZM42 78V77H41ZM48 78V77H47ZM49 78H51V76L49 77ZM47 79V80H45L44 78L43 79H41L42 81L44 80V82H45V85H46V81H47V83H48V80H49V82H51V81H53V80H51L50 81V79ZM58 78H60L59 80H58ZM63 78V77H62ZM88 78V77H87ZM104 78V77H103ZM103 78L101 79V81L103 80ZM30 79H32V78H30ZM29 79V80H30ZM38 79H40V78H38ZM86 79V78H85ZM15 80V79H14ZM24 79H22V81H23ZM27 79H25V81H26ZM63 80V79H62ZM89 80H90V77H89ZM89 80H87L88 81V83L90 84V85H88V86H92L94 83L92 82L93 81V79H91L90 81ZM105 80V81H106ZM13 81V80H12ZM20 81V80H19ZM19 81H17V82H19ZM21 81V82H22ZM36 82L37 80H33V82ZM42 81H41V83H42ZM53 81V82H54ZM100 81V82H101ZM16 82V83H17ZM30 82H31V80H30ZM35 82H34V84H35ZM43 82V83H44ZM61 82V81H60ZM67 82V81H66ZM65 82V83H66ZM73 82H76L78 85H79V82L80 81H73ZM2 83V82H1ZM4 83V82H3ZM16 83H14L15 85H17ZM29 83V82H28ZM37 83H38V81H37ZM58 83H55L54 85H56V84H58ZM61 83H63V81L61 82ZM65 83H63L64 85H66ZM75 83V84H76ZM81 83V82H80ZM123 83V82H122ZM10 83H7V85H9ZM12 84V83H11ZM34 84H32V82H31V84L29 83L28 84V86L29 85H34ZM74 83H71V87H72V89H71V87L70 86H68V84H67V86H65L64 88H66V89H64V90H67V92L69 91L67 88L68 87H70V90L71 91H73V89H75V87H76V85H73ZM92 84V85H91ZM101 84H105L104 83V81L101 83ZM107 84V83H106ZM2 86H3V84H1ZM6 85V86H7ZM19 85H20V82H19ZM27 85V84H26ZM37 85V87L39 86L38 84H36ZM35 85V86H36ZM40 85H42V84H40ZM44 84L42 85V86H39L40 88L41 87H44L45 86ZM63 85V86H64ZM103 85H101V87L103 86ZM108 85V84H107ZM1 86V87H2ZM12 86V85H11ZM57 86V85H56ZM62 86V85H61ZM75 86V87H74ZM94 86V85H93ZM7 87H9V86H7ZM19 87V86H18ZM20 87H23V86H20ZM19 87V88H20ZM31 87V86H30ZM46 87H48L49 88V86H46ZM51 87L53 88V86H52V82H51ZM50 87V88H51ZM77 87H80V85L79 86H77ZM106 87V86H105ZM110 87V86H109ZM4 88L5 87H3V89H2V91L4 90ZM33 88H35L34 86H33ZM39 88V89H40ZM95 88V86L92 88V89H94ZM97 88V87H96ZM8 88H6L5 89V91L7 90ZM22 89V88H21ZM20 89V90H21ZM38 89V90H39ZM86 89V88H85ZM88 89V88H87ZM91 88H89L88 89V91L90 90ZM91 89V90H92ZM104 90H106L107 88H103ZM15 90V89H14ZM23 90V89H22ZM63 90V89H62ZM26 91V90H25ZM24 90H23V92H25ZM51 91H52V89H51ZM55 91H57L56 89L54 90V92L52 91V94L53 93H55ZM76 91H78L77 89L75 90V92ZM88 91L86 92V94L88 93ZM94 90H92V91H89V95L90 96H93L94 95V93H92ZM96 91V90H95ZM94 91V92H95ZM98 91V90H97ZM109 91V90H108ZM4 92V91H3ZM10 92H13V89H12V91H10ZM9 92V93H10ZM60 92H61V90H60ZM60 92L58 93V99L60 100V99H63V97H62V95H63V92H65V91H63V92H61V96H60ZM91 92V93H90ZM5 93V92H4ZM8 93V94H9ZM19 93V92H18ZM25 93H27V91L25 92ZM73 93V92H72ZM71 92L69 93H66L65 92V94L66 95H68L69 96V94H71L70 95V97H68V96H64V97H68V99H63L64 101H69V102H66V103H64V101H61V102H63V104H59L58 102H60L59 100H57L56 98V96L53 98V99H55V100H50L51 102H54L55 101V103L57 102V104L56 105H59V106H57V107H60L61 109H63V107H66L67 106V104H69L70 102L72 103V104H74L73 106H75V103H73V102H75V100L72 102L70 99H71V96L73 95V94H75V96H76V93H73L72 94ZM105 93V92H104ZM107 93V92H106ZM7 94V95H8ZM28 95H26L25 94V97L26 96H28V97H37L38 99H40L39 97V94L38 95H32L31 93L29 94V93H27ZM42 94V93H41ZM77 94H78V92H77ZM92 94V95H91ZM108 94V93H107ZM1 95V94H0ZM2 95H4V94H2ZM16 95V94H15ZM29 95H31V96H29ZM46 95V94H45ZM44 95V96H45ZM54 95H57V92H56V94H54ZM53 95V96H54ZM85 95V94H84ZM98 95H99V93H98ZM102 95H104V94H102ZM5 96H6V94H5ZM20 96H22V94L20 95ZM43 96V97H44ZM74 96V97H75ZM123 96V95H122ZM133 96V95H132ZM132 96H129V97H132ZM164 96V95H163ZM7 97V96H6ZM10 97H12V96H10ZM19 97V96H18ZM23 97H24V95H23ZM47 97H48V95H47ZM60 97V98H59ZM73 97V96H72ZM96 97H101V95L100 96H95V97H93V98H95L96 99ZM123 97H128V95H126V96H123ZM122 97V98H123ZM128 97V98H129ZM139 97V96H138ZM8 98V97H7ZM7 98H6V100H7ZM84 98V97H83ZM86 98L88 99V95L86 96ZM93 98H92V102L94 103V100H93ZM103 98H105V97H103ZM102 98V99H103ZM128 98H126V99H128ZM134 97H132V99H133ZM147 98V97H146ZM2 99H3V97H2ZM25 99V101H27L28 99H30V98H24ZM27 99V100H26ZM74 99V98H73ZM76 99V98H75ZM77 99H78V97H77ZM98 99V98H97ZM130 99V98H129ZM4 100V102L6 101L5 99H3ZM8 100H10V99H8ZM13 100V99H12ZM16 100H18V99H16ZM19 100H21V98L19 99ZM23 100V99H22ZM33 100V99H32ZM34 100H35V98H34ZM32 101L31 102V104H33V103H35L36 101ZM109 100V99H108ZM120 100V99H119ZM124 100V99H123ZM122 100V101H123ZM147 100V99H146ZM159 100V99H158ZM46 101H47V99H46ZM77 101V100H76ZM83 101V100H82ZM91 101V100H90ZM107 101V100H106ZM8 102V101H7ZM17 102V101H16ZM20 102V101H19ZM28 102V101H27ZM27 102H25V104L27 103ZM41 102V101H40ZM40 102H38L37 101V103L38 104H40ZM60 102V103H61ZM86 102V101H85ZM103 102H105L104 100H103ZM134 102H138L137 100L136 101H134ZM9 103V102H8ZM20 103H23L22 101L20 102ZM41 103H44V101H42ZM79 103V102H78ZM99 103V105H98V107L100 106V103L102 104V100L99 102H96V104H98ZM105 103H107V102H105ZM127 103V102H126ZM129 103H130V100H129ZM146 103V102H145ZM159 103V102H158ZM10 104V103H9ZM13 104V103H12ZM12 104H10V105H12ZM17 104V103H16ZM15 104V105H16ZM28 104H30L29 102H28ZM30 104V105H31ZM38 104H36L37 106H35V108H33V110H32V108H31V110H29V111H34V109H37V108H39L40 109V107H41V105L42 106H44V104H41L40 105V107L38 106ZM66 106H65V105ZM89 104V103H88ZM128 104V103H127ZM133 103H132V101H131V104L130 105H132ZM137 104V103H136ZM19 105H21V104H19ZM23 105V104H22ZM55 105V106H56ZM90 105V104H89ZM91 105H92V103H91ZM95 104H93V106H94ZM107 105V104H106ZM124 105H126L125 103H123V106ZM130 105H129V108H130ZM140 105H142V104H140ZM144 105H147V104H144ZM212 105H215V104H212ZM2 106H3V102H2ZM1 106V107H2ZM54 106V105H53ZM53 106L51 107L52 109H54L53 108ZM61 106H63V107H61ZM70 104L67 106V108L66 109H68V108H70ZM86 106H88L87 105V103H86ZM109 106V105H108ZM114 106V105H113ZM111 104H110V107L112 108L113 107ZM119 106V105H118ZM138 106V105H137ZM136 105H135V107H137ZM148 106V105H147ZM160 106H161V104H160ZM222 106L223 105H221V109H220V107H218L221 111H222V109L224 108V107H226V108H224V109H227V108H229V107H227V106H224L223 108H222ZM0 107V264H10V260H8V258H9V256L7 257V254L9 253V251H8V248L10 247V245H11V243H14V241H13V238L14 237H12V235H11V233H12V228H13V226H12V220H15V219H17L18 220V236H19V238H16L15 240L16 241H19V244H20V246H21V251H22V258L20 259V263L21 264H69V256H71V252H73L72 251V245H70V243H71V241H70V238L72 239V237H73V239L74 238H84L82 241H81V243H80V246H79V248H78V258L79 259H83L84 261H87V259L91 256V252H92V245L93 244H95L96 242H97V239L98 238H100V237H102V238H108L110 235H114L115 236V238L116 239H122L123 238V235H122V232H121V230H123V228L122 229H119V228H114L113 226H115V225H113L112 224V222H111V216H112V214L116 211V207H117V205H118V207L120 208V206H119V203H121L122 202V200H123V197H124V195L123 194H125V192H127L128 191V189H127V191H125L124 193H122V188L124 187V186H126L125 185V182L126 181H128L129 179H132L131 177L133 176V174H134V169H135V163L134 162H136V163H139V162H137V160L135 161L134 160V162H131L130 163V165L129 166H124V165H122V163H123V161H124V159H128V157H130L131 156V154H132V156L134 155V152H132V149H131V143H129V135H131V140H132V135H133V132H134V130L133 129H129V128H127L128 130H127V132H121V127L120 128H117V127H111L110 129H109V131L106 133V134H108V136H109V139L111 140V142H113V145H117L116 147L118 148L116 151H112V156H113V161H114V163H115V165H113L112 166V168H110V171L109 172H107L108 174L106 175L107 176V181H108V187H107V189H102V191H98L95 195H93V196H90V195H88V188H89V181L87 180V179H81L80 180V182H79V188L78 189H74V188H69L68 187V185H65V182H64V180H63V177H64V172L66 171V167H65V165H64V162H65V157L67 158L68 156H66L67 155V150H68V144H67V149L65 148V146L63 147L64 149H62L61 148V145H60V140H59V142L58 143H56L57 145H58V151H59V154L55 157V159H54V166H55V164L57 165L56 167H58V171H54V173L52 174V176H51V180H52V185H50V184H48L46 187H45V185H43V188L42 189H44V192H45V203H44V205L43 206H39V207H37V206H35V210L33 211V214H32V217L31 218H29L28 219V217L26 218V216L23 214V213H20V210H21V206H20V202H21V199H22V197L24 196V194H26V192H25V190L26 189H29L28 188V186L30 185L29 184V181L31 180L30 179V176H29V174H30V172H31V170H32V168L34 167V165H35V158L30 154V152H32V151H30L29 149H30V142H29V138H27V136L26 137H24V139H22L23 141H24V145H23V151L20 153V152H16V151H14V152H10V153H7L6 152V149H5V146H6V144L8 143L7 141H9L10 140V138H12L13 137V135H18V134H20L19 132H20V127L18 128V127H15L14 125H13V123H12V121H14V120H12L11 118V116H18V113L21 111V107H17V106H14V105H12V107L11 106H8V107H10V108H6V107H4L5 108V110H2V108ZM37 107V108H36ZM83 107H85V105L83 106ZM83 107H81L80 109H82L81 111H79V112H81L82 114L80 115L81 117H79V118H82L83 119V117H82V115H84V112H83ZM95 107H97V105H95ZM97 107V108H98ZM103 107L104 106H101L100 108H98V110L100 109V111H101V109H103ZM110 107H107V108H109V110H110ZM117 107V106H116ZM119 107H121V105L119 106ZM127 107H128V105H127ZM126 107V108H127ZM134 107V106H133ZM150 107V106H149ZM153 107H156V109L158 110H160V107H157V106H155V105H153ZM167 107H169V106H167ZM208 107H210L209 105H208ZM216 107V106H215ZM43 108V107H42ZM51 108H47V109H51ZM74 108V107H73ZM73 108H72V106H71V109L70 110H73ZM91 108V106L89 107V110H92V111H94V112H96V113H99L100 111H96V110H93L94 108H92V109H90ZM97 108H95V109H97ZM126 108H124V109H126ZM128 108V109H129ZM138 108H139V106H138ZM137 108V109H138ZM147 108V107H146ZM211 108V107H210ZM210 108H208L207 109V111H205L206 113L208 112V114H210L211 112H212V108H211V112H209L210 110ZM43 109H45V108H43ZM78 109V108H77ZM75 110V112H74V114L76 113V111H78V110ZM84 109H87L86 107L84 108ZM131 109H133L132 107H131ZM130 109V111L129 112H131L132 110ZM148 109V108H147ZM146 109V110H147ZM150 109H152V107H150ZM215 109H217V108H215ZM214 109V107H213V111L215 110ZM219 109H217V111L219 110ZM262 109V108H261ZM28 110V109H27ZM60 110V109H59ZM64 111H66L65 110V108L63 109ZM62 110V111H63ZM104 110H105V108H104ZM103 110V111H104ZM111 110H113V109H111ZM110 110V111H111ZM114 110H115V108H114ZM117 110H119V108H117ZM141 110H143V112L145 111V112H147L146 110H144V107H143V109H141ZM141 110L139 111V113H142L141 112ZM156 110V111H157ZM229 110H231V109H228V111ZM39 111V110H38ZM55 112L57 111V110H54ZM85 111V110H84ZM127 111V110H126ZM133 111H135V109H133ZM150 111V110H149ZM163 111V108L161 107V110H160V112H162ZM216 111V113H218V114H215V116H217V118H222L223 116H218L219 114H220V112L218 111L217 112ZM225 110H223V114H222V112H221V114L220 115H224V116H226L227 114H229V113H227L226 111L224 112ZM262 111L264 112V108L262 109ZM36 112V111H35ZM48 112V111H47ZM58 113H59V111H57ZM68 112H69V110H68ZM71 112V111H70ZM69 112V113H70ZM73 112H71V113H73ZM86 112V111H85ZM91 112V111H90ZM104 112H106V110L104 111ZM115 112V111H114ZM126 113L125 114V116L127 115V113L128 112H125V111H122V113ZM145 112H144V114H145ZM153 112V116L155 117L156 115H155V111H152ZM159 112V113H160ZM215 112V111H214ZM232 112V111H231ZM255 112H258V111H254V114H256ZM31 113V112H30ZM30 113L28 112V116L30 115ZM33 113V112H32ZM38 113V112H37ZM40 113H43V112H40ZM40 113H38V114H40ZM58 113H56L57 114V116H59V114ZM70 113V114H71ZM89 113V112H88ZM95 113V114H96ZM103 113V112H102ZM108 113H110V112H108ZM119 113H121L120 111H119ZM122 113L120 114L121 116H122ZM135 113H136V111H135ZM138 113V112H137ZM147 113H149V112H147ZM164 113H166L165 112V110H164ZM163 113V114H164ZM226 115H225V114ZM232 113H234V114H232ZM232 113H230V114H232L233 116L234 115H236V113L235 112H232ZM251 113V116H247V119L248 118H254L255 117V115L254 114H252V112H250ZM249 113V114H250ZM60 114H62V112H60ZM67 114V113H66ZM70 114H68V115H70ZM91 114V113H90ZM89 114V115H90ZM92 114H94V113H92ZM99 114H101V112L99 113ZM157 114V113H156ZM160 114H162V113H160ZM159 114V115H160ZM37 116L36 114H34L33 113V116ZM48 115V114H47ZM50 115H51V113H50ZM103 116H104V113L102 114ZM114 115H115V113H114ZM130 115V114H129ZM137 114H135V116H136ZM139 115H141V114H139ZM147 115H150V114H147ZM147 115H146V117H147ZM158 115V114H157ZM166 115V114H165ZM207 115V114H206ZM212 115V114H211ZM232 115H228V117L230 116V117H232ZM238 115V114H237ZM246 115H248V114H246ZM252 115H254V117H252ZM31 116V115H30ZM34 116V117H35ZM62 116H65V114L64 115H61V117ZM95 116V115H94ZM97 116V115H96ZM102 116V117H103ZM138 116V115H137ZM136 116V117H137ZM153 116H151L150 115V118L149 119H152V118H154ZM168 116V115H167ZM204 116V115H203ZM207 116H209V117H211L210 115H207ZM207 116L205 117V118H207ZM239 117H240V115H238ZM41 117H43V116H41ZM41 117L39 118V119H41ZM54 117H56V116H54ZM69 117V116H68ZM75 117V115L74 116H72V118H74ZM87 117H89V116H87ZM93 117V116H92ZM102 117H100V118H102ZM108 117H111L110 115L108 116ZM114 117V116H113ZM116 117H120V116H116ZM127 117H129V116H127ZM132 117V116H131ZM162 117V116H161ZM160 116L159 117H157V119H159L160 120V118H161ZM165 117V116H164ZM168 117H170V116H168ZM168 117H165V118H168ZM227 117V116H226ZM227 117V118H228ZM229 117V118H230ZM234 117H237V116H234ZM233 117V118H234ZM239 117H237L236 119H238ZM244 117H245V115H244ZM49 118H50V116H49ZM57 118V117H56ZM67 118V117H66ZM66 118H64L63 120L64 121H66ZM70 118V117H69ZM85 118H86V116H85ZM105 118H107V116L105 117ZM121 118V117H120ZM125 118V117H124ZM142 118V116H140L139 117V119H141ZM144 118V117H143ZM142 118V119H143ZM148 118V117H147ZM146 118V119H147ZM214 118V117H213ZM213 118H212V121H211V118H208V119H205L204 121L206 122V120L208 121V122H217L216 120H213ZM36 119V118H35ZM110 119H112V118H110ZM128 119H130V118H128ZM133 119V118H132ZM132 119H131V121H132ZM138 119V118H137ZM222 119H224V118H222ZM240 119V118H239ZM238 119V121H240ZM16 120V119H15ZM29 120V119H28ZM31 120V119H30ZM34 119H32V121H33ZM43 120V119H42ZM60 120V119H59ZM62 120V119H61ZM68 120V119H67ZM80 120V119H79ZM84 120H86V119H84ZM101 120H103V118L101 119ZM108 120V119H107ZM145 120V119H144ZM166 120V119H165ZM170 120L171 119H169L168 120V122L167 123H169L170 122ZM202 120H203V118H202ZM210 120V121H209ZM218 120V119H217ZM219 120H221V119H219ZM218 120V121H219ZM234 120V119H233ZM37 121V120H36ZM38 121H40V120H38ZM52 121H54V120H52ZM64 121L63 122H59V121H57V122H59L60 124L62 123H64ZM83 121V120H82ZM99 121V118H91V119H88V121H87V126H90L89 128H91V130L92 131H96V128H94L96 125H97V123H99L100 125L103 123V124H105L104 122H98ZM113 121H116L115 123H117V124H119L117 121H118V118H116V119H114ZM112 121V122H113ZM129 121V120H128ZM135 121V120H134ZM140 121V120H139ZM146 121H148V120H146ZM152 121H153V119H152ZM155 121V120H154ZM162 121V120H161ZM164 121V120H163ZM223 121V120H222ZM226 121V120H225ZM225 121H224V123H225ZM238 121H237V124H238ZM264 121V120H263ZM27 122V121H26ZM41 122V121H40ZM69 122V121H68ZM105 122H106V119H105ZM219 122H221V121H219ZM229 123V122H231V119H229L228 121H226V123ZM241 122V121H240ZM253 122V121H252ZM262 122V121H261ZM260 122V123H261ZM29 123H32V124H36V122L34 121V122H31V121H29V122H27V125L29 124ZM85 123V122H84ZM114 123V122H113ZM129 123V122H128ZM155 123V122H154ZM161 123V122H160ZM166 123V122H165ZM171 123V122H170ZM218 123V122H217ZM232 123V122H231ZM230 123V124H231ZM243 123H244V121H243ZM249 123H250V121H249ZM248 123V124H249ZM15 124H18V126L20 125V123L19 122H17L16 123V121H15ZM46 124V123H45ZM57 124V123H56ZM60 124H59V126H60ZM94 124H95V126H94ZM108 124V123H107ZM126 123H124L123 125H125ZM149 125L151 124V122H149L148 123ZM148 124H147V126H148ZM155 124H157V122L155 123ZM172 124H173V122H172ZM203 124V123H202ZM235 124H236V122H235ZM236 124V125H237ZM247 124V126H249L250 127V124L248 125ZM254 123H252V126H254L253 125ZM30 125V124H29ZM28 125V126H29ZM38 125V124H37ZM37 125H36V127H37ZM42 125V124H41ZM66 125V124H65ZM86 125V124H85ZM140 124H138V126H139ZM146 125V124H145ZM151 125H153V124H151ZM169 125V124H168ZM220 125V124H219ZM218 124H214V123H207V124H203L202 125V127L204 128V131H203V134H200L199 133V131L196 133V134H194L191 138H186V139H184L183 140V142L182 143H179L178 141H177V147H176V151H177V154H179L180 156H182V157H184V158H186L188 161H190V164H192V162L193 163H196V165L201 169V171H200V169H199V171L200 172H203V171H208V172H211V173H213V176L215 175L216 176V180H214V181H211V180H204V181H202V183H200V180H199V178L198 177H196V176H191L190 178H188V180L186 181V183L185 184H183V185H185V192H184V196H183V198L180 200V201H178L177 202V200H176V198H175V202H177V203H174L173 204V206H172V202H174V201H171L172 199H170V201H171V204H170V202H169V199H167L169 196L168 195H171L170 193H172L175 189H174V187H172L171 185H169V188L166 190V192H165V195L163 196V197H161V199H162V201H163V199H167L168 200V202L166 203L165 201H163V202H165L166 204H164L163 202L161 203V204H164V205H162V208H161V213H162V215H163V217L164 218H162L163 219V221H161L162 222V224H161V226H160V228H159V232H158V234H157V242H159V246H160V254H158V255H160V258H158V261H157V264H167V263H169V262H167V259L169 258V255H171V254H169L170 253V251H172V253H176V258H175V260H174V263L173 264H248V261H249V259L251 258L250 257V251H251V248L253 247V245H255L256 247H257V249H258V253H257V259H258V254H259V252H264V225H262V221H263V219H264V189H263V191H261L262 192V197L260 198V200L258 199V190H259V188H260V186L264 183V168L263 169H260V171H257V173L255 174V176L253 177V179H251L252 181L251 182H249V183H247V185H245V183H244V185H242V186H246V189L244 190V192H243V195H241L239 198H237V199H239V202H238V204L236 205V204H233V205H235V206H233V207H235L236 208V210H234V212L236 211V215H235V217H234V219H233V221H231V222H227V221H222V222H220V221H216V215L219 213V211L224 207V203L223 202H225V201H223V202H212V203H214L212 206L213 207H211V206H208V207H211V208H208V207H206V209L204 210V217L202 216L201 217V219H199V220H195V218H196V215H198V213H199V211L201 210V209H203V206L204 205H206V203H208V202H211L212 200L214 201L215 199H216V196L217 195H219L218 196V198H220L222 195H223V198H224V194H222V193H220L222 190L224 191V187L227 185L226 184V180H227V178L231 175V173H233V174H235L236 172H237V168H238V166L239 165H241L240 163L241 162H243L242 161V159L244 160V158H243V151H246V150H244V148H245V146H241V147H239L238 146V144H237V142H236V140H235V135H233V133L232 132H229L228 130L229 129H235L234 127H230V128H227V126L228 125H225V124H223V125H225L224 127H223V125H222V127L223 128H226V130H224L223 128H221L220 126H219ZM239 125V124H238ZM28 126H26V127H28ZM58 126V125H57ZM73 126V125H72ZM108 126V125H107ZM114 126H117V125H114ZM119 126H122V125H119ZM160 126H161V124H160ZM165 126V125H164ZM239 126H241V127H247V126H243V124H242V122H241V124L239 125ZM251 126V127H252ZM25 127V128H26ZM33 128H34V126H32ZM41 127V126H40ZM49 127V126H48ZM52 127V126H51ZM67 126H64L63 127V129L61 130V131H63L64 130V128H66ZM70 127V126H69ZM79 127H81V126H79ZM133 127H134V125H133ZM141 127H142V125H141ZM141 127H140V129H141ZM168 127V126H167ZM47 128V127H46ZM77 128V127H76ZM100 128H101V126H100ZM124 128H125V126H124ZM145 128V127H144ZM157 128V127H156ZM239 128V127H238ZM237 128V129H238ZM260 128V130H263V128H262V126L261 127H258V129ZM27 129V128H26ZM41 129H42V127H41ZM44 129V128H43ZM56 129L58 130L57 131V133L59 132V127L57 128L56 127ZM56 129H54V130H56ZM136 129V128H135ZM137 129H139V128H137ZM136 129V130H137ZM150 126L148 127V129H146L145 131H146V133L148 132V130L150 131ZM163 129V128H162ZM166 129H168V128H166ZM169 129H170V125H169ZM168 129V130H169ZM228 129V130H227ZM237 129L234 131V130H230V131H234V132H236L237 131ZM247 129V128H246ZM29 129H27V131H28ZM36 130V129H35ZM38 130V129H37ZM47 130H49V129H47ZM52 130V129H51ZM65 130H67V128L65 129ZM75 130H77V129H75ZM79 130V129H78ZM86 130V129H85ZM99 130V129H98ZM97 130V131H98ZM135 130V131H136ZM152 130V129H151ZM248 130V129H247ZM31 131V130H30ZM39 131V130H38ZM71 131H72V129H71ZM107 130H105V132H106ZM142 131V130H141ZM144 131V130H143ZM157 132L158 131H160L161 132V130L158 128V130H156ZM253 130H251V131H249V133H247V131H246V133L247 134H250L251 132H252ZM41 132H43V131H41ZM64 132V131H63ZM79 132V131H78ZM86 132V131H85ZM93 132V133H94ZM157 132H156V134H157ZM165 132H166V130H165ZM31 133V132H30ZM30 133H28V134H30ZM47 133V132H46ZM52 133H54V131L52 132ZM68 133H70L71 134V132H69L68 131ZM88 133H92V132H88ZM117 133H119V137L117 138ZM134 133H136V132H134ZM139 133V132H138ZM151 132H148V134H150ZM237 133V132H236ZM259 134L258 135H261V133H260V131L258 132ZM39 134V133H38ZM62 134V133H61ZM78 134V133H77ZM76 134V135H77ZM97 134V133H96ZM103 134H105V133H103ZM105 134V135H106ZM145 134V133H144ZM146 135L145 137V139H149V137H151V136H149V135ZM153 134L154 133H152V136H153ZM159 134V133H158ZM31 135V134H30ZM41 135V134H40ZM56 135H58V134H56ZM64 135H67V133L66 134H64ZM73 135V134H72ZM71 135V136H72ZM75 135V134H74ZM75 135V136H76ZM91 135V134H90ZM136 135L138 136H140V134H137L136 133ZM151 135V134H150ZM155 135V134H154ZM251 135V134H250ZM22 136V134L20 135V137ZM25 136V135H24ZM53 136V135H52ZM55 136V135H54ZM95 136V135H94ZM99 136V135H98ZM97 136V137H98ZM104 136V135H103ZM244 136H245V134H244ZM247 137H248V135H246ZM262 136V135H261ZM19 137V136H18ZM39 137H41L42 138V136H39ZM51 137V136H50ZM68 137V136H67ZM86 137V136H85ZM89 137V136H88ZM96 137V138H97ZM105 137V136H104ZM104 137H102V135H101V138H102V140H103V138ZM107 137V136H106ZM134 137H136V136H134ZM259 137V136H258ZM264 137V136H263ZM262 137V138H263ZM54 138V137H53ZM58 138V137H57ZM63 138H64V136H63ZM77 138V137H76ZM163 138V137H162ZM244 138H246V137H244ZM251 138V137H250ZM261 138V139H262ZM17 139V138H16ZM20 139V138H19ZM40 139V138H39ZM56 139V138H55ZM54 139V140H55ZM71 139H75V137L73 138V137H71ZM84 139V138H83ZM93 138H91V141H90V143H89V141H87L86 140V142H88L91 146H89L87 149H84L85 150V152H87L88 153V158H86L87 159V162H88V166H90L91 165V167H89L88 169H89V171L92 173V175H93V173H95V172H97V170H98V168H99V164H98V162H99V160L101 161V159H103V158H105V157H107L108 155H106V153H104V152H100V153H96L95 155H91L92 153H91V149H95L97 152H98V150H97V148L99 149L100 148V146L98 145V143H96L97 145H95L94 144V140H92ZM95 139V138H94ZM153 139H155V138H153ZM253 139V138H252ZM251 139V140H252ZM259 139V138H258ZM22 140H21V143H22ZM36 140V139H35ZM38 140V139H37ZM41 140L42 139H40V140H38V141H40L41 142ZM63 140V139H62ZM77 140V139H76ZM99 140V139H98ZM130 140V141H131ZM140 141H141V143H144L145 141H143L142 139H139ZM138 140V141H139ZM161 140V139H160ZM249 141H250V139H248ZM255 140H257V138L255 139ZM260 140V139H259ZM257 140L258 142H262L263 143V139L262 140ZM97 141V140H96ZM136 141V140H135ZM152 141H154V140H152ZM156 141V140H155ZM163 140H161V142H162ZM240 141V140H239ZM244 141V140H243ZM11 142V141H10ZM31 142H33V141H31ZM57 142V141H56ZM63 142V141H62ZM65 142V141H64ZM63 142V143H64ZM68 142V141H67ZM75 142V141H74ZM85 142V141H84ZM102 142H104V141H102ZM134 142V141H133ZM160 142V141H159ZM158 142V146H160V145H163V144H161V143H159ZM164 142V141H163ZM244 142H246V141H244ZM257 142V143H258ZM17 143H19V142H17ZM38 143V142H37ZM36 143V144H37ZM115 143V144H114ZM140 143V142H139ZM154 143V142H153ZM175 143V142H174ZM240 143V142H239ZM249 143V142H248ZM247 143V144H248ZM250 143H251V141H250ZM11 144V143H10ZM15 144H16V142H15ZM43 144H44V142H43ZM55 144V145H56ZM65 144V143H64ZM87 144V143H86ZM85 144V145H86ZM88 144V145H89ZM132 144H135V143H132ZM155 144L156 143H154V147H156L155 146ZM252 144V143H251ZM255 143L253 142V144H252V146L250 145V148L251 147H253V145H254ZM260 144V143H259ZM264 144V143H263ZM40 145H42V144H40ZM71 145V144H70ZM79 145V144H78ZM84 145V147H86ZM136 145H139V144H136ZM136 145H133L132 147H134V146H136ZM143 145V144H142ZM165 145V144H164ZM240 145V144H239ZM256 145V144H255ZM144 146V145H143ZM157 146V147H158ZM166 146V145H165ZM164 146V147H165ZM260 146V145H259ZM79 147V146H78ZM110 147V146H109ZM146 146H144V148H145ZM149 147V145L147 144V148ZM153 147V146H152ZM256 147V146H255ZM260 147H264V145H261ZM260 147H259V149H260ZM42 148V147H41ZM52 148V147H51ZM54 148V147H53ZM56 148V149H57ZM80 148V147H79ZM79 148H77V149H79ZM107 148V147H106ZM136 148H137V146H136ZM158 148H160L159 149V151H155V150H157ZM157 149H155V148H153L152 149V151H151V149L149 148V152H161L160 150H161V147H158ZM163 148V147H162ZM175 148V147H174ZM249 148V147H248ZM257 148V147H256ZM71 149V148H70ZM69 149V150H70ZM81 149V148H80ZM245 149H247V146H246V148ZM262 149H264V148H262ZM9 150V149H8ZM14 150H17V149H14ZM50 150V149H49ZM54 150H55V148H54ZM68 150V151H69ZM83 150V151H84ZM100 150V149H99ZM108 150H111V149H108ZM146 150V149H145ZM163 150V149H162ZM174 151H175V149H173ZM250 149H248V151H249ZM255 150V149H254ZM257 150V149H256ZM11 151H13L12 149H11ZM74 151V150H73ZM76 151H78V150H76ZM133 151H135V148L133 149ZM248 151H247V154H249L248 153ZM253 151V150H252ZM53 152V151H52ZM61 152H63V153H61ZM70 152V151H69ZM113 152H114V154H113ZM138 151L136 150V153H137ZM139 152H142L143 153V151H139ZM163 152V151H162ZM161 152V154L163 155V153ZM255 153V155H257V153L256 152H258V151H254ZM36 153V152H35ZM34 153V154H35ZM58 153V152H57ZM61 153V154H60ZM66 153V154H65ZM78 153V152H77ZM81 153H82V151H81ZM135 153V156L137 155ZM142 153H140V154H142ZM155 153H152V156L154 157L155 156ZM263 153V151H261L260 150V155ZM56 154V153H55ZM76 154V153H75ZM149 154H151V153H149ZM253 154V155H254ZM44 155H46L45 153H44ZM54 155V154H53ZM81 155V154H80ZM162 155H160L159 157H161V158H163L164 156H162ZM165 155V154H164ZM168 155V154H167ZM264 155V154H263ZM263 155H261V157L263 156ZM82 156H84L83 155V153H82ZM81 156V157H82ZM137 156H139V154L137 155ZM151 156V155H150ZM50 157H51V155H50ZM54 157V156H53ZM70 157V156H69ZM134 157V156H133ZM131 157L132 159H136V157ZM140 157V156H139ZM142 157V156H141ZM158 157V156H157ZM245 157H246V155H245ZM71 158V157H70ZM109 158V157H108ZM155 158H156V156H155ZM164 158H166V157H164ZM247 158H248V155H247ZM254 158H257V157H254ZM254 158H253V160H254ZM263 158V157H262ZM38 160H39V158H37ZM53 159V158H52ZM75 159H77V158H75ZM142 160H143V158H141ZM230 159V160H229ZM258 159H261L260 157H258L257 158V161L256 160H254L253 162H252V168H253V170H257L258 169V167L260 166L261 167V164H260V161L258 160ZM145 160V159H144ZM148 160V159H147ZM147 160H146V162H147ZM158 160H160V159H158ZM248 160V159H247ZM5 161H6V163H5ZM109 161V160H108ZM111 161V160H110ZM131 161V160H130ZM138 161H140V159L138 158ZM228 161H231V163H232V165H233V168H232V170H231V166H229V167H227V168H225L224 167V164H226ZM245 161H246V158H245ZM249 161V160H248ZM38 162H40V161H38ZM50 162V161H49ZM73 162V161H72ZM85 162V161H84ZM125 162L127 163V160H125ZM167 162L168 161H165V163H164V166L167 164ZM226 162V163H225ZM251 162V161H250ZM77 163H78V161H77ZM76 163V164H77ZM5 164H6V166H5ZM40 164V163H39ZM43 164V163H42ZM74 164V163H73ZM87 164V163H86ZM112 164V163H111ZM145 164V163H144ZM146 164H150V163H146ZM244 164V163H243ZM263 164V163H262ZM48 165V164H47ZM47 165H45L44 167H47ZM53 165V164H52ZM140 165H142V164H140ZM161 165H162V163H161ZM194 165V164H193ZM196 165H195V167H196ZM230 165V164H229ZM77 167H78V165H76ZM107 166V165H106ZM151 166H152V163H151ZM163 166V165H162ZM18 167H19V170H18ZM51 166H49V168H50ZM148 167V166H147ZM155 167V166H154ZM153 167V168H154ZM177 167H179V166H177ZM239 167H241V166H239ZM249 167H250V165H249ZM263 167V166H262ZM35 168V167H34ZM49 168H48V170H49ZM54 168V167H53ZM52 168V169H53ZM79 168H80V166H79ZM101 168H103V167H101ZM142 168V167H141ZM140 168V169H141ZM151 168V167H150ZM150 168H148V169H150ZM152 168V169H153ZM229 168V169H228ZM56 169V168H55ZM147 169V170H148ZM152 169H150V170H152ZM198 169V168H197ZM251 169V168H250ZM40 170V169H39ZM45 170H47V168H45ZM54 170V169H53ZM80 170V169H79ZM78 170V171H79ZM229 170H231V172L229 171ZM249 170V169H248ZM138 171V170H137ZM142 171V170H141ZM163 171V170H162ZM175 171V170H174ZM242 171H243V169H242ZM34 172V171H33ZM43 172H44V170H43ZM50 172H51V170H50ZM49 172V173H50ZM151 172V171H150ZM181 172H182V170H181ZM239 172V171H238ZM238 172L235 174L236 175V184L237 185H239L244 179L246 180V176H243V177H245L244 179H243V177L241 176V175H239L238 174ZM253 171H250V173H252ZM75 173V172H74ZM78 173V172H77ZM104 173V172H103ZM103 173H101V174H103ZM136 173H138V172H136ZM163 173V172H162ZM162 173H160V174H162ZM197 174L199 173V172H196ZM195 173V174H196ZM242 173V172H241ZM240 173V174H241ZM36 174V173H35ZM44 174V173H43ZM90 174V173H89ZM100 174V175H101ZM177 174V173H176ZM70 175V174H69ZM86 175V174H85ZM92 175H89V176H92ZM142 175V174H141ZM198 175H200V173L198 174ZM207 175H210V174H208L207 173ZM212 175V174H211ZM245 175V174H244ZM249 175H252V174H249ZM87 176V175H86ZM181 176V175H180ZM233 176V175H232ZM47 177V176H46ZM61 177H62V179H61ZM69 177V176H68ZM252 177V176H251ZM36 178V177H35ZM49 178V177H48ZM78 178V177H77ZM103 178V177H102ZM150 178V177H149ZM215 178V177H214ZM231 178H233V177H231ZM248 180V179H247ZM33 181H34V179H33ZM98 181V180H97ZM114 181H116V185H114L112 182H114ZM143 181V180H142ZM235 181V180H234ZM32 182V181H31ZM39 182V181H38ZM47 182V181H46ZM74 182V181H73ZM111 182V183H110ZM131 182V181H130ZM169 182V181H168ZM174 183V182H173ZM32 184V183H31ZM78 184V183H77ZM134 184V183H133ZM175 184V183H174ZM229 184V183H228ZM129 185H131V184H129ZM128 185V186H129ZM182 185V186H183ZM33 186V185H32ZM91 186V185H90ZM105 186V185H104ZM175 186V185H174ZM106 187V186H105ZM149 187V186H148ZM262 188H263V185L261 186ZM38 188V187H37ZM36 188V189H37ZM77 188V187H76ZM91 188V187H90ZM99 188V187H98ZM126 188V187H125ZM132 189H134L133 188V186L131 187ZM8 189H10V191H11V194L10 195H7V196H5L4 195V192L6 191V190H8ZM91 189H93V188H91ZM147 189H149L148 190V194L149 195H152L153 194V192H154V189L153 188H151V187H149V188H147ZM94 190V189H93ZM131 190V189H130ZM228 190V189H227ZM230 190H232L233 191V189H230ZM235 190H238V189H235ZM260 190H262V189H260ZM29 191V190H28ZM37 191H38V189H37ZM36 191V192H37ZM43 191V190H42ZM134 191V190H133ZM132 191V192H133ZM232 191H230V192H232ZM8 192V191H7ZM136 191H134V193H135ZM178 192H181V191H177V195H178ZM226 192V191H225ZM235 192V191H234ZM129 193H130V191H129ZM133 193V194H134ZM139 193V192H138ZM159 193V192H158ZM233 193V192H232ZM35 194H38V193H35ZM175 194V193H174ZM173 194V195H174ZM220 194H222V195H220ZM228 194V193H227ZM31 195H32V193H31ZM126 195H128L127 193H126ZM131 195H132V193H131ZM130 194L128 195V196H131ZM135 195V194H134ZM226 195V194H225ZM235 195V194H234ZM133 196V195H132ZM131 196V197H132ZM25 197V196H24ZM40 197H42V196H40ZM179 197V196H178ZM215 197V199H213ZM237 197V196H236ZM30 198H32V197H30ZM128 198V197H127ZM180 198H181V194H180ZM135 199V198H134ZM156 199V198H155ZM237 199H235L236 201H237ZM44 200V199H43ZM125 200V199H124ZM128 200H129V198H128ZM131 200V199H130ZM243 200L245 201L246 200V202H243ZM256 200L257 201H259L260 202V204L262 205V206H260V207H262V209L260 210V212L258 213V214H255V216L253 215V217H252V215L250 216L249 215V209H250V204L251 203H253L254 204V202L255 203H257L258 204V202H256ZM127 201V200H126ZM133 201V200H132ZM160 201V200H159ZM236 201H235V203H236ZM34 202V201H33ZM124 202V201H123ZM146 202V201H145ZM144 202V203H145ZM101 203H104L103 205H101ZM126 203V202H125ZM130 203V202H129ZM156 203V202H155ZM34 204V203H33ZM40 204V203H39ZM48 204H52V206L54 207V208H56L55 206H59V208H62L63 210H62V212L61 213H58L57 215V217H53L54 216V214H52L51 216H49L48 214H46V212H47V206H48ZM127 204V203H126ZM147 204V203H146ZM252 204V205H253ZM227 205V204H226ZM238 205H239V207H238ZM31 206H33L32 204H31ZM82 206H86V211H87V214H88V216H89V218L91 219V220H93V219H100L101 220V224H102V231L101 232H99L97 229H96V227H94L92 224H87L85 227H84V225H83V227L85 228L84 230H80V231H75L76 229H75V226L77 225V223L78 222H82L80 219H81V217H82V215H83V213H84V215H86L85 214V211L83 212L82 211ZM128 206V205H127ZM155 206V205H154ZM161 206V205H160ZM176 207L179 211V213H181V215H182V219H183V221H182V223L181 222H179V220L178 221H174V220H172V217L170 216V214H169V211L170 210H173V209H171L170 207ZM153 207V206H152ZM256 207V206H255ZM50 208V207H49ZM59 208H57V209H59ZM128 209H126L127 211H126V217H127V221L129 222V225L130 226H133V228L130 230L129 229V234H128V236H127V240H126V242H128V243H130V242H132V241H134L138 236H144L147 232H148V230L153 226V222L151 221V220H147L146 222H144V223H141L140 225H138V223H137V221L135 222V217H136V215H137V213H136V205H135V202L133 203V204H130V206L129 207H127ZM120 209H123V208H120ZM258 209V208H257ZM122 211H125V210H122ZM149 211V210H148ZM147 211V212H148ZM224 210H221V212H223ZM30 212V211H29ZM218 212V213H217ZM255 212H257V211H255ZM254 212V213H255ZM32 212H30V214H31ZM119 213H121V212H119ZM125 213V212H124ZM123 213V214H124ZM143 213V212H142ZM141 213V214H142ZM176 213V212H175ZM174 213V214H175ZM217 213V214H216ZM123 214L121 213V215L123 216ZM144 214V213H143ZM117 215H119V214H117ZM173 215V214H172ZM180 215V216H181ZM220 215V214H219ZM241 215H243V221H242V223L241 224H237V220L238 219H240V217H241ZM177 216V215H176ZM96 217H98V218H96ZM118 217V216H117ZM143 217V216H142ZM162 217V216H161ZM179 217V216H178ZM219 218H220V216H218ZM48 218H52L53 219V223H52V225L55 227V228H57L58 229V231H59V237L52 243V248H50V251L49 252H47V253H43L42 251H41V253L40 254H38V255H34V256H32V257H30L29 256V248L31 247L30 246V243L31 242H33L32 240L33 239H28V235H29V233H31V232H33L36 228L38 229V227L41 225V227L42 226H45L46 225V223L48 222L47 220H48ZM180 218V219H181ZM199 218V217H198ZM114 219H115V217H114ZM113 219V220H114ZM122 219H124V218H122ZM121 219V220H122ZM225 219V218H224ZM89 220V219H88ZM140 220V219H139ZM126 221V222H127ZM88 222V221H87ZM96 222H98V221H96ZM122 222V221H121ZM86 223V222H85ZM93 223H94V221H93ZM81 224V223H80ZM95 224V223H94ZM100 224V223H99ZM115 224V223H114ZM122 225V224H121ZM128 225V226H129ZM157 225V224H156ZM46 227V226H45ZM47 227H49V226H47ZM82 227V228H83ZM122 227V226H121ZM78 228V227H77ZM97 228H99V227H97ZM26 229H29L30 230V232L25 236V232H26ZM40 229V228H39ZM17 230V229H16ZM51 230V229H50ZM155 230V229H154ZM156 231V230H155ZM152 233V232H151ZM155 233V232H154ZM51 234V233H50ZM124 234V233H123ZM39 235V234H38ZM125 235V234H124ZM155 235V234H154ZM156 236V235H155ZM154 237V236H153ZM196 237H198L199 238V241H196L195 240V238ZM113 238V237H112ZM76 240V239H75ZM99 240H102L101 238L99 239ZM154 240H155V238H154ZM13 241V242H12ZM139 241V240H138ZM48 242V241H47ZM72 242H73V240H72ZM102 242H103V240H102ZM105 242V241H104ZM182 242V244H183V246L181 247V248H177V245L178 244H180ZM216 242L219 244V246H215L214 245V247H211L210 245H212L213 246V244H216ZM18 243V242H17ZM153 243V242H152ZM43 244V243H42ZM98 244V243H97ZM202 244H204V245H202ZM205 244H207L208 246L206 247L205 246ZM35 245V244H34ZM37 245V244H36ZM76 245V244H75ZM181 245V244H180ZM16 246V245H15ZM37 246H39V245H37ZM130 246V245H129ZM151 246V245H150ZM141 247V246H140ZM157 247V246H156ZM12 248V247H11ZM19 248V247H18ZM17 248V249H18ZM76 248V247H75ZM146 248V247H145ZM45 249H46V247H45ZM130 249V248H129ZM44 250V249H43ZM99 250V249H98ZM7 251H8V253H7ZM63 251H65V254H64V256L62 255V252ZM142 251V250H141ZM139 254H141V253H139ZM140 256V255H139ZM155 257H156V255H155ZM159 257V256H158ZM10 258H13V257H11V255H10ZM73 259H74V257H73ZM147 259V258H146ZM155 258H153L152 259V261L154 260ZM160 259V260H159ZM171 259V258H170ZM148 260V259H147ZM173 260V259H172ZM129 261V260H128ZM143 261V260H142ZM150 261H151V259H150ZM150 261H149V263H150ZM13 262V261H12ZM139 262H141V261H139ZM152 263H154V262H152ZM151 263V264H152ZM172 262L170 261V264H171ZM15 264V263H14ZM138 264V263H137Z\"/></svg>", "mask_w": 264, "mask_h": 264}, {"label": "clouds", "instance_id": "clouds-1", "mask_svg": "<svg viewBox=\"0 0 264 264\" xmlns=\"http://www.w3.org/2000/svg\"><path fill=\"white\" fill-rule=\"evenodd\" d=\"M4 7L7 10L10 6ZM34 7L43 13L49 27L55 20L60 46L74 61L79 59L91 69L95 80L116 74L139 84L145 95L152 93L157 99L163 93L175 96L177 103L166 113L173 125L169 132L162 128L160 132L166 144L165 156L173 151L175 141L182 142L198 131L203 134L201 116L207 114L204 110L209 103L217 107L227 104L240 116L264 104V65L257 66L252 57L255 53L264 59V16L255 5L234 8L217 0H160L147 4L86 0ZM225 43L235 46L231 52L225 49ZM194 44L206 57L205 64L196 65L190 60ZM205 67L212 71L202 70ZM45 107H51L50 100ZM40 115L43 113L37 115V120ZM18 118L24 135L27 110L22 103ZM246 131L239 127L237 139L243 138ZM121 132H127V128ZM116 135L118 138L119 133ZM151 142L149 137V147ZM85 158L87 152L80 167H84ZM160 184L163 197L169 188L168 169L161 174ZM242 221L243 215L237 224ZM257 253L253 245L248 264H264V252H259L258 259Z\"/></svg>", "mask_w": 264, "mask_h": 264}]
</instances>
